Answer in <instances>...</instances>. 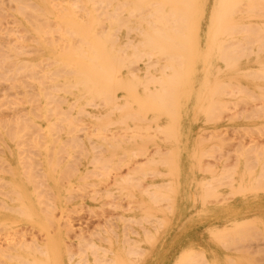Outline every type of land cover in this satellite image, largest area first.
<instances>
[{"label": "rangeland", "instance_id": "374dc122", "mask_svg": "<svg viewBox=\"0 0 264 264\" xmlns=\"http://www.w3.org/2000/svg\"><path fill=\"white\" fill-rule=\"evenodd\" d=\"M3 1H4V3H3ZM14 1V2H13ZM19 2H17V0H1L0 1V52H2L1 54H0V75H1V77H3V78H0V91H1V93H3V91H4V93L3 94H0V95H3V97L2 98H4V99H1L0 101H3L1 104H3L4 102V105H0V108L2 107V108H4V110L2 109V110H0V122L2 121V123H0V137H1V139H0V166L2 165L3 166V164L5 165L6 164V166L7 167H10V169L9 168H4L6 171L7 170H11V171H13V169H12V167H18L19 168V174H20V181L21 182H23V181H25L26 179H28V180H30L31 182H33V184L34 183H36V181L38 180V178L36 177V178H34L35 176H32L31 178L32 179H37L36 181L35 180H31V178H30V175L29 174H31L32 172H33V170L32 169H34V171H36V172H38V174L36 173V172H34V173H36L37 175H38V177H39V175H40V173H41V175H45V176H43V179H45V181H46V184L44 183V185H45V187L43 186L42 188H41V190L39 191V192H37L36 191V189L38 190V188L40 189V184H41V182H42V184H43V179L42 180H38V181H41L40 182V184L38 185V183H36L38 186H36L35 184V186H34V188L35 187H37L36 189H34L35 191H29V192H27V190H25L26 191V193H24L22 196H20V199H21V201L27 206V208L28 209H25V214H27V212L29 213L30 212V214H27V216L28 215H30V217H26V215L25 214H23V215H20L19 214V211H18V213H16V214H14V213H12V212H8V210H6V209H2L3 207H2V205H1V207H0V221H3V222H0L1 223V227H3L2 225L3 224H7L6 226L4 225V227H3V229L2 230H0V233H2V232H7L8 230H10V229H18L19 227H20V229H25V228H27V229H29L30 231L32 230V233L33 232H36V234H38L39 232H41V233H39V234H44V233H46V232H48L50 235H52V234H54V233H56V231H59V230H61V226L60 225H63L62 224V222H65V220H63V219H66L67 220V218L69 217V216H67V215H71L70 217L71 218H73V219H71V218H68V220H72V222H74V223H72L71 224V228H74L76 231L75 232H69L68 230V232L66 231V235H67V233H69L66 237L64 236V239H66L65 240V242L66 241H69V242H71V243H69V244H72V241L75 243L73 246L71 245V246H69L68 244V246H67V248H69L68 250H69V252L71 253V254H75V252L76 251H78L76 248H77V246L78 245H76L77 243H79V242H81V241H83L84 239H85V236H87L84 232L83 233H81L82 232V230L84 229L85 231H86V229L89 227V229L91 230V232H92V230L95 232V233H91V234H89V236L91 237V235L93 236V235H95L96 233H99V234H96L95 236H93V237H91L92 238V244L93 243H95V244H98V241H99V243H100V245H104V246H106V242H102V241H104V239L101 241V240H99L98 239V241L96 240L97 238H100V239H102V237H106V238H108V239H110V241H112V242H114V240H113V237L115 238L116 237V240L118 241H116V243H119V240H120V238H123L122 237V235H123V233H127V235L125 234V235H123V236H126L127 238V240H129V239H134V240H139L138 241V243L140 244V247L141 248H139V249H141V250H139L138 251V255H136V253H135V255H134V253L132 254V255H127V254H125L124 252H127L126 250L127 249H130V248H126V250L124 249L125 248V244H118L115 248H117L116 250H118V252H120V253H118L117 252V254H118V256L119 255H122L121 257L122 258H124L123 260L121 259V257H119L120 259H121V261L119 262L120 264H124L123 262H125L126 264L128 263V264H131L132 262V264H199V262H201L200 264H264V177H263V175H264V155H263V153H264V148H263V146H264V89H263V84H264V79H262L263 77H261L260 79H258L257 80V78L254 76V74L258 71H256V69H259L260 70V68H256L255 70H253L252 71V75H253V77L254 78H252V75H251V78H249L250 76V74L248 75V74H246L247 76H249V77H247V79H246V75L245 76H240L239 78H238V76H237V72H235L236 73V75H232V73H233V71H231V75H229L230 74V72L228 73V77H227V74H226V77H227V79H230V83H231V81L232 80H235L234 78H233V76H237V78H236V80L235 81H233V83H234V85H233V83H231V85L230 86H228L227 85V87H225V86H223V84H221L220 82H221V80H222V78H221V80L219 79V77L216 79V80H218V84L220 83L221 85V88H223L222 90H225V91H222L219 87H218V93H215L214 94V96H212V95H210V97H209V93L205 96V98L207 99V100H211V98H212V100L210 101H208L207 102V100H205L206 101V103H210L209 104V106L208 105H206V107H203V106H205V105H203V104H205V101L204 100H202V98H200V97H202L201 96V94L202 93H205L206 92V89H208V88H206V86H204V85H208L209 86V84H211L209 81H208V79H206L207 80V82L209 83H207V82H204V83H206V84H204L202 81H199V78L200 77H202V76H207L206 74H203V72H205V71H203V68H201L203 65H202V55H201V57H200V59H199V64L197 63V66H195L194 67V69H192V70H194V73H192L193 71L191 70V71H189V72H187V74L184 72V75H185V77H184V83L183 84H181L182 86H181V88L183 89V91H182V98H184V99H181V101H178L177 103L179 104H177L178 106H179V109H177L178 108V106L175 104L174 105V107L175 106H177V107H175L173 110V112H175L174 114H173V112H172V114H171V112L169 113L170 114V116L168 115V116H166V117H164L163 119L162 118H159V120L157 121H154L155 119V115L153 114V113H156L155 111H153V110H155V105L156 104H154L153 105V103H152V106H151V100H149V102H150V105L148 104V107L146 106V109L148 110V111H144V112H147L148 114H150V111H151V114H150V116H152V115H154L153 117H152V119H150L151 117L150 116H148V115H146V116H148V117H150L149 119H150V121H149V119L147 118V117H144L145 115L144 114H140V115H144V116H140L139 115V113L137 112V110L139 111V109H137V107L136 106H134V107H132V109L135 111L136 109V111L134 112V111H131V108H128V109H126V107L124 108V109H126L125 111H124V113L127 111V112H130V113H134V114H132L133 116H131L132 118H133V120L131 121V119L129 120V122L131 121V123L133 124H135L136 123V121L140 124H142V122L141 121H143V119L147 122V124L149 125L150 123V125L148 126V125H146L145 126V124H146V122H143V125L145 126V128H143L142 130H141V132H139V133H137V132H134V134H135V138L133 137V136H131V135H134V134H129V130L131 129V128H127V127H125L126 128V130L128 131V132H124L125 131V128H123L124 129V131H123V129L122 128H120V133H121V131L123 132V134L125 133V135H121V134H119V129L117 128V127H115L114 128V131H115V133L117 132V134L115 135V133H113V135L111 134L110 135V133H107L106 134V139H107V142H106V139H104L103 138V135H105V134H103V135H101V134H98V135H96L99 139H100V137L102 138V139H100V141H99V139L98 138H96L95 136H91L89 133H91L92 132V130H91V128L93 129L94 127L93 126H96L97 124H99L100 122H102L101 121V118H102V120L103 119H107V118H103V113L104 112H106V110H105V108H106V106H104L103 107V105H104V101L102 100L103 99V97H100L101 99H99V96H98V99L96 98H93V99H95L97 102L99 101L101 104H100V106L102 107L101 109H100V106L98 105L97 107H90V106H92V105H90V106H87V107H85L86 109H85V111H88V115H87V113H85V111L83 110V108L81 107V103L82 102H84L85 100H90V99H88V98H86L87 96L85 95L84 97L83 96H80L81 94L79 93V92H83L84 91V88L82 87V86H80V88H81V90L83 89V91H81L80 90V88H76V87H74L73 88V85H71V83H76V81H83V79L85 78H88L89 76V79H92L91 78V76L92 75H90V74H92V72H91V58L93 57V54L95 53H93L92 51L93 50H95V45H96V48H98V46H99V44H101L100 45V47L99 48H101V49H97V51H102V53L103 52H105V53H103V54H105L106 55V53H107V55H109V51H112V52H110V55H113L114 53H115V51H118L117 49H116V47H114L113 45H115V44H117L118 45V43L120 44L121 42H118V43H116L118 40H129V43H131L130 42V39H129V36H131V35H129L128 36V38L127 39H124V37L122 36V34H123V32L125 31L126 32V30H124V29H126V28H124V27H126L125 25H124V27H119L120 28V32H119V30H118V32L117 33H115L116 32V30L114 31V29H115V27L117 28V29H119L118 27H117V24H116V20L113 18V16H109V13H110V11H112L113 10V7L116 5V3H117V0H116V3H115V1H113L112 3H109V5H107L106 6V3L104 4V3H99L98 2V0L96 1V0H63V2H61L60 0H28V2H30L29 4H28V2H26V0H18ZM101 1H103V2H105V0H101ZM110 1V0H109ZM120 1H123V0H119V2ZM156 1V0H155ZM34 2V3H33ZM73 2V3H72ZM77 2V3H76ZM81 4H80V3ZM98 2V3H97ZM147 2V1H146ZM151 2V1H150ZM2 3V4H1ZM20 3H23V5L21 6V4ZM31 3H32V5H31ZM121 3V2H120ZM19 4H20V6H19ZM55 5V8H54V5ZM59 4H60V6H62V7H59ZM80 6H82L81 8L79 7V5ZM84 4V5H83ZM95 4H97L96 6H95ZM101 4V5H100ZM113 4V5H112ZM17 6V7H15V6ZM26 5H27V7H26ZM31 5V6H30ZM39 7H37V6ZM51 5H53V8H52V6ZM58 5V6H57ZM100 5V6H99ZM103 5V6H102ZM111 5V6H110ZM129 5H132V3L131 2H129ZM129 5H127V6H129ZM1 6H3V8L1 7ZM24 6V7H23ZM33 6V7H32ZM71 6V7H70ZM86 6V7H85ZM106 7L107 8V10H106V8L104 7V8H102L101 10H103L102 12H101V10H99L100 9V7ZM6 7V8H5ZM20 7V8H19ZM23 7V8H22ZM29 7V8H28ZM47 7V8H46ZM58 9H57V8ZM93 7H96V8H93ZM99 7V8H98ZM112 7V8H111ZM131 6H129L128 8H130ZM27 8V9H26ZM62 8V9H61ZM73 8H74V10H73ZM111 8V9H110ZM31 11V13H33V15L34 14H36V15H34V19L31 21V19H32V17H33V15L29 12V10ZM84 9V10H83ZM93 9H95L94 11H93ZM97 9V10H96ZM21 10H22V12L24 13H22L21 12ZM27 10H28V12H27ZM34 10H35V13H34ZM43 10V11H42ZM46 10V11H45ZM56 10V11H55ZM57 10H58V12H57ZM61 10H63V12L61 11ZM65 10V11H64ZM76 10H79V12L78 11H76ZM86 10H87V12H86ZM42 11V12H41ZM61 11V12H60ZM84 13H83V12ZM106 11H109L108 12V14H107V12ZM18 12V13H17ZM20 12V13H19ZM46 12V13H45ZM74 12H75V14H74ZM77 12V13H76ZM96 12H98V13H96ZM105 12V13H104ZM121 12V11H120ZM25 13H28V14H25ZM49 13V14H48ZM65 14V15H63V14ZM80 13V14H79ZM101 15H100V14ZM122 13V15L125 13V11L124 12H121ZM22 14V15H21ZM78 14V15H77ZM84 14V15H83ZM85 14H86V16H85ZM97 14H99V15H97ZM106 14L108 15V16H106ZM26 15V16H25ZM29 15V17H27ZM37 15H39V16H37ZM83 15V16H82ZM104 15V16H103ZM42 16V17H41ZM46 16H47V18H46ZM78 16V17H77ZM123 16H125V14L123 15ZM136 16V15H135ZM137 16H138V14H137ZM137 16H136V19H137ZM31 17V18H30ZM36 17V18H35ZM39 17H41L42 19H39ZM45 17V18H44ZM98 17V18H97ZM103 19H102V18ZM106 17V18H105ZM107 17L109 18V21H108V19H107ZM84 18H85V20H84ZM92 18H93V21H91L92 20ZM94 18H97V20L96 19H94ZM106 20H105V19ZM113 18V19H112ZM134 18V17H133ZM25 19H28V21L27 20H25ZM37 20V22L39 23V20H42V22L41 23H35V26L33 25V23ZM48 19V20H47ZM112 21H111V20ZM135 19V18H134ZM134 19H132V20H134ZM138 19H139V17H138ZM29 20H30V23H31V25H33V26H31L30 25V23H29ZM35 20V21H34ZM84 20V21H83ZM103 20V21H102ZM114 20V21H113ZM27 21V22H26ZM34 21V22H33ZM54 22H55V24H54ZM85 22V23H84ZM101 22V23H100ZM108 22H110L111 24L110 25H108ZM113 22V23H112ZM29 23V24H28ZM50 23V24H49ZM60 23V24H59ZM37 24V25H36ZM42 26H41V25ZM45 26H44V25ZM50 26H52V27H50ZM102 24H104V26L102 25ZM116 24V25H115ZM125 24H126V22H125ZM111 25H114L115 27L113 28V26L111 27ZM36 26H37V28H36ZM54 26V27H53ZM64 26V27H63ZM67 26H68V28H67ZM107 27V29H106V27ZM46 27V28H45ZM70 27H71V29H70ZM98 27V28H97ZM102 27H104L105 28V30L104 29H101ZM35 28V29H34ZM40 30H39V29ZM53 28H55V29H57V30H55L53 33L55 34H52L51 32H52V30H53ZM62 28V29H61ZM95 28V29H94ZM113 28V29H112ZM201 28V26L199 27V30H200V32H201V30H202V28ZM25 29V30H24ZM42 29H46V30H42ZM52 29V30H51ZM61 29V30H60ZM97 29H99V30H97ZM40 32H39V31ZM62 30H63V32H62ZM101 30H103L104 32H101ZM107 30H109V31H111V32H114V33H111V32H109V31H107ZM21 31H24L25 33H26V31H27V33H26V35H25V33L24 32H21ZM45 31V32H44ZM51 31V32H50ZM60 31V32H59ZM78 31V32H77ZM93 31H95V32H93ZM57 32V33H56ZM64 32L66 33V34H64ZM78 33V34H76V33ZM97 32V33H96ZM21 33H24V35L23 34H21ZM45 33V34H44ZM75 33V34H74ZM93 33V34H92ZM94 33H96V34H94ZM106 33H108V34H110L111 36H112V38H115L117 41H115L114 42V44H112V42L114 41V40H112V38L111 39H108L107 37H109L108 36V34L106 35ZM119 33L121 34V36H122V38L120 37L119 38ZM17 34V35H16ZM21 35V36H19L18 37V35ZM43 34V35H42ZM52 34V35H51ZM72 34V35H71ZM100 34H101V36H100ZM114 34V35H113ZM116 34H118V35H116ZM16 35V36H15ZM23 35V36H22ZM29 35V36H28ZM57 35H58V37L59 36H61V37H59V39H58V37H57ZM78 37H77V36ZM86 35V36H85ZM95 36V39L96 40H94V36ZM97 35H99L98 36V38H96L97 37ZM139 35V34H138ZM70 36V37H69ZM71 36H72V38L74 37V39L72 40V38H71ZM110 36V37H111ZM116 36H118V37H116ZM124 36H126L125 34H124ZM17 37V38H16ZM26 37V38H25ZM33 37V38H32ZM48 38L47 40H48V42H46L47 40H46V38ZM50 37V38H49ZM51 37H53L54 39H51ZM77 39H76V38ZM109 37V38H110ZM141 37H143L142 35H141ZM22 38V39H21ZM42 38V39H41ZM86 38V39H85ZM131 38V37H130ZM138 37H135V38H131V39H137ZM13 39L15 40V41H13ZM24 39H27V40H24ZM30 39H34V41H35V43H36V41H37V43L35 44L34 42H32L33 40H30ZM63 39H64V42H62L63 41ZM70 39H71V41L73 42V41H76V43L78 44L77 46H76V44H75V42H73V44L71 43V46H70ZM81 39V40H80ZM111 40L112 42L110 43L111 45L109 46V41L108 42H106V45L104 44V46H106V47H104V50H102L103 49V43H105V40ZM139 39H141V38H139ZM21 40V41H20ZM23 40V41H22ZM45 40V41H44ZM55 40V42H53ZM59 40H61V42L59 41ZM80 40V41H79ZM138 40V39H137ZM83 41V42H82ZM87 41V42H86ZM99 41V42H98ZM100 41H101V43H100ZM136 41V40H135ZM14 42V43H13ZM22 42L24 43V45H22ZM52 42V43H51ZM58 42V43H57ZM16 43V44H15ZM21 43V44H20ZM57 43V44H56ZM64 43V44H63ZM66 43V44H65ZM84 43V44H83ZM126 43H128V41L126 42ZM19 44V45H18ZM48 44H51V45H48ZM59 44V45H58ZM75 44V45H74ZM90 44H92V45H90ZM95 44V45H94ZM98 44V45H97ZM108 44V45H107ZM18 45V46H17ZM20 45H21V47H20ZM55 45V46H54ZM57 45H58V47H57ZM64 45H66V46H64ZM74 45V46H73ZM88 45H89V47H88ZM28 46H32V48H29ZM60 46V47H59ZM63 46L65 47V48H63ZM116 46V45H115ZM150 46H152V45H150ZM155 46H157V43H156V45ZM9 48V49H6V48ZM87 47V48H86ZM109 47H111V48H109ZM144 47V46H143ZM149 48V46H147L146 45V48ZM202 47V43H199V48H201ZM15 48V49H14ZM17 48H20V49H18L17 50ZM24 48H25V50H24ZM29 48V49H28ZM34 48H36L37 49V51L36 50H34ZM61 48V49H60ZM79 48V49H78ZM94 48V49H93ZM109 48V49H108ZM113 48V49H112ZM145 48V49H146ZM155 48H158V46L157 47H155ZM5 49V50H4ZM22 49V50H21ZM27 49L29 50V51H27ZM33 50L32 52H31V50ZM69 49H71V50H69ZM90 49V50H89ZM91 49H92V51H91ZM2 50V51H1ZM68 50V51H67ZM74 50V51H73ZM115 50V51H114ZM129 50H132V49H130V47L128 48H126L125 50H124V47H123V50H120V52H123V53H116L115 55H118V56H116V57H119L120 59L122 58V56H123V60H124V57L126 58V57H128V56H130L132 53L129 51ZM135 50V49H134ZM4 51V52H3ZM7 51V52H6ZM14 51V52H13ZM17 51V52H16ZM27 51V52H26ZM35 51V52H34ZM70 51V52H69ZM82 51V52H81ZM96 51V50H95ZM25 52H26V54H25ZM34 52V53H33ZM37 52V53H36ZM92 52V53H91ZM119 52V51H118ZM136 52V51H135ZM18 53H19V55H18ZM27 53H29V54H27ZM73 53V54H72ZM80 53V54H79ZM82 53H84V54H82ZM99 53V52H98ZM101 53V52H100ZM99 53V54H100ZM2 54H3V56H2ZM7 54H8V56H7ZM134 54V53H133ZM4 55H6V56H4ZM92 57H91V56ZM119 55H122V56H119ZM125 55V56H124ZM154 55H157L158 56V54H154ZM13 56V57H12ZM91 58H90V57ZM132 56V55H131ZM131 56L130 57H128V58H131ZM159 56H160V54H159ZM158 56V57H159ZM88 57V58H87ZM47 58H49L48 59V61L50 62V64L48 63V61L46 60ZM71 58V59H70ZM153 58H156V57H152V59ZM68 59V60H67ZM116 59V58H115ZM127 59V58H126ZM125 59V60H126ZM15 60V61H14ZM38 60V61H37ZM43 61V63H41L42 61ZM54 60V61H53ZM20 61H22V62H25V64H23L22 62H20ZM37 61V62H36ZM47 61V62H46ZM54 62V63H52L51 64V62ZM122 61V60H121ZM18 62H20V63H18ZM34 62L37 64V65H35L34 64ZM39 62V63H38ZM7 63V64H6ZM10 63H12V64H10ZM18 63V64H17ZM42 65H41V64ZM49 65H48V64ZM132 63V62H131ZM131 63H129V64H131ZM6 64V65H5ZM16 64H17V66L18 67H16ZM21 64V65H20ZM24 66H23V65ZM28 64H31V67H32V69H33V71L31 72V67H30V65H29V67L27 66ZM34 64V65H33ZM39 64V65H38ZM47 64V65H46ZM68 65V67H67V65ZM72 64V65H71ZM135 64V65H134ZM137 64V65H136ZM10 67H9V66ZM11 65H13L12 67H11ZM43 65H45L46 67H43ZM133 65H134V67L135 68H137L136 66H138L139 65V63H137V62H135V61H133V63L130 65L131 66V68H133V69H131L130 68V66H129V69H131V71L132 70H135V73H134V75H136V77H139L140 75H142V71L144 70V68L142 69V70H136V69H134V67H133ZM202 65V66H201ZM8 66V67H7ZM20 66H23V67H20ZM39 67V68H35V67ZM59 66V67H58ZM40 67H43L42 68V70L40 69ZM262 67H264V66H262ZM4 68V69H3ZM12 68V69H11ZM25 68L27 69V70H29V72L28 71H25ZM55 68H57V69H55ZM201 68V69H200ZM3 69V70H2ZM7 69V70H6ZM21 71L20 73L18 72V73H16V71ZM24 71H23V70ZM54 69V70H53ZM126 69H128V68H125L124 69V67L122 68V69H118L119 71H117L118 73H116V75H115V79L113 78L111 81H113V80H118L119 81V83L120 82H122V80L123 81H126L127 79L129 80V81H131V82H133V81H136L134 78H132V77H130V76H128V74L130 73H132L131 71L129 72V70H126ZM200 69V70H199ZM254 69V68H253ZM35 70H37V71H35ZM38 70H39V73H37L38 72ZM40 70H41V72H40ZM49 70L52 72V74H54V75H51L50 73L51 72H49ZM61 70V71H60ZM66 71V72H64V71ZM69 70V71H68ZM72 70V71H71ZM121 70V71H120ZM197 70V72H195ZM4 71V72H3ZM48 71V72H47ZM136 71H137V73H136ZM261 72H262V69L260 70ZM3 72V73H2ZM5 72H7V73H5ZM11 72H14V73H16V75L18 76V75H20V76H18L16 79H14V77H16V76H14L15 74H11ZM28 74L27 76L28 77H30L29 79L27 78V76L25 77V75H26V73ZM60 73V74H62L61 76L60 75H58V73ZM73 72V73H72ZM79 72V73H78ZM80 72H82V73H80ZM128 72V73H127ZM260 72V73H261ZM5 73V74H4ZM10 73V74H9ZM21 73H23V74H21ZM35 73H37L36 75H33V74H35ZM64 73H66V74H64ZM68 73V74H67ZM89 75H87V74ZM133 73H132V75H133ZM195 73H198L197 75H195ZM254 73V74H253ZM259 73V72H258ZM259 73V75L261 76V75H263L262 73L260 74ZM3 74V75H2ZM6 74H8V76L5 78V75ZM25 74V75H24ZM32 74V75H31ZM46 74V75H45ZM50 74V75H49ZM86 74V75H85ZM119 74V75H118ZM31 75V76H30ZM55 75H58V76H55ZM133 75V77H135ZM183 75V76H184ZM195 75V76H194ZM10 76V77H9ZM37 78H36V77ZM83 78H82V77ZM86 76V77H85ZM116 76H118V77H116ZM125 76V77H124ZM230 76L232 77V79L230 78ZM257 76H258V74H257ZM11 77H13V79L15 80L14 82H15V84H14V82H13V79H11ZM22 77H24L23 79H22ZM47 77H48V79H47ZM54 77V79L52 80V78ZM57 77V78H56ZM80 77V79H78ZM151 77V76H150ZM194 77V78H193ZM243 77H245V78H243ZM259 77V76H258ZM11 79L12 80V82L10 83V81L11 80H7L6 81V79ZM21 78V82H23V81H26L27 82V80L28 81H31L30 82V84H28V82L26 83V82H23V83H25V84H23V83H21L20 81H19V79ZM44 78V79H43ZM82 78V79H81ZM133 80H132V79ZM147 78V77H146ZM2 79V80H1ZM18 79V80H17ZM26 79V80H25ZM41 79V80H40ZM67 79V80H66ZM78 79V80H77ZM84 79V81H88V79H86L85 80ZM126 79V80H125ZM194 80L193 81V85L190 83V81L191 80ZM237 79H240V83L242 84H239V82H236V81H238ZM242 79V80H241ZM244 79H246V80H244ZM256 79V80H255ZM4 80V81H3ZM34 80H36V81H34ZM147 80V79H146ZM182 80V81H183ZM196 80V81H195ZM201 80V79H200ZM250 80V81H249ZM260 80H261V82L263 83H261L260 82ZM19 83H18V82ZM44 81V83L45 84H43L42 86H41V84H42V82ZM64 81H66V82H64ZM83 81V82H84ZM117 81V82H118ZM148 82L150 81L149 79L147 80ZM146 81V82H147ZM189 81V82H188ZM254 81H256V82H254ZM6 82V83H5ZM41 84H40V83ZM61 82V83H60ZM151 82V81H150ZM200 82V83H199ZM10 83V84H9ZM18 83V84H17ZM38 83V84H37ZM134 83V82H133ZM187 83H189L190 85H191V87H189V89H188V86H189V84H187ZM235 83H238V85L236 84L235 85ZM248 83V86L246 85ZM261 83V84H260ZM12 84H13V86L15 85L17 88H18V86L20 87V88H18V90H16L17 88H15V86L13 87L12 86ZM21 84H23L22 85V87H21ZM55 84V85H54ZM57 84V85H56ZM58 84H60L59 86H58ZM214 85H215V83H213ZM244 84H245V86H244ZM26 85H29V86H32L31 88H30V91H34V93H30L29 92V89L27 88V86ZM46 85H48V87L46 86ZM62 85H64V86H62ZM253 87H252V86ZM261 85V86H263V87H259V86ZM5 86H7V89H12V92L11 91H7L6 90V87ZM46 87V89H45V87ZM57 87L58 86V88H54V87ZM200 86H202V87H200ZM205 88H204V87ZM211 86V85H210ZM209 86V88H212V87H210ZM223 86V87H222ZM238 86H241V87H238ZM242 86H243V88H242ZM247 86V87H246ZM9 87H11V88H9ZM62 87H64V88H62ZM194 87V88H193ZM235 88V90H234V88ZM237 87H238V89H237ZM252 87V88H251ZM255 87H257V88H255ZM259 87V88H258ZM27 88V89H26ZM49 88H51V89H49ZM54 88V89H53ZM239 88H240V92H238L237 90H239ZM242 88V89H241ZM254 88V89H253ZM24 89L26 90V91H24ZM34 89V90H33ZM41 89V90H40ZM42 89L44 90V91H46L47 93L45 94V92L43 93L42 92ZM48 89H49V91H48ZM62 89V90H61ZM65 89V90H64ZM143 89V88H142ZM202 89H203V91H202ZM229 90V92H228V90ZM14 90H15V92H14ZM54 90H56V91H54ZM61 90V91H60ZM127 90V89H126ZM131 90V89H130ZM187 90H188V92H187ZM199 90H201V92L199 91ZM221 90V91H220ZM227 90V91H226ZM231 90V91H230ZM242 90V91H241ZM245 92H244V91ZM249 90V91H248ZM259 90V91H258ZM5 91H7V95H6V93H5ZM132 91H134V90H131V91H126L129 95V98H127L126 99V101H128L129 103L131 102V100H133V102L135 101V100H138L136 103H141V106H142V104H143V106H142V108L144 107V104H145V100H146V102L148 101V99H145V100H140L141 98H134V97H136L135 95H137L135 92L136 91H134V93L132 92ZM139 91H141V92H139ZM138 92H139V94H141V97L143 96L142 95V90H139ZM209 91V90H208ZM234 91V92H233ZM237 92V94H235L236 92ZM260 91H262V92H260ZM9 92H10V94H9ZM25 92L27 93V95L28 96H26L25 97ZM49 92V93H48ZM85 92V91H84ZM83 92V93H84ZM125 91L124 92H122V93H120V94H125L126 93ZM223 92H224V94H223ZM231 92V95H229V93ZM244 92V93H243ZM250 92V93H249ZM261 93L260 95H262L261 97L263 98V100H261L260 99V95L258 94V96L257 95H255L256 93ZM13 93V94H12ZM21 93V94H20ZM30 93V94H29ZM42 93H43V95L45 94V96H43L42 95ZM72 93V94H71ZM79 93V94H78ZM131 93L133 94V96L131 95ZM221 93V94H220ZM228 93V95H225V94H227ZM243 93V94H242ZM246 93V94H245ZM9 94V95H8ZM18 94V95H17ZM199 95L200 97H198L197 95ZM217 94H219V96L217 95ZM235 94V95H234ZM246 95V97H245V95ZM255 95V96H251V95ZM23 95V96H22ZM31 95V96H30ZM56 95H57V97H56ZM76 95V96H75ZM126 95V94H125ZM216 95V96H215ZM249 95V96H248ZM6 96H8V97H6ZM9 96H11V98H14L13 100H15L14 101V104H13V102H12V100H11V98L9 97ZM14 96V97H13ZM17 96V97H16ZM30 96V97H29ZM35 96V97H34ZM37 96V97H36ZM39 96V97H38ZM132 96V97H131ZM189 96V97H188ZM208 96V97H207ZM241 98H240V97ZM256 96L259 98V100H258V98H256ZM22 98V100H21V98ZM32 97H34V98H32ZM44 97V98H43ZM55 97V98H54ZM62 97V98H61ZM78 97V98H77ZM83 97V100L81 99ZM126 97V96H125ZM124 97V98H125ZM196 97H198V98H200L201 99V101L202 102H204L203 104H202V106H200L199 107V104H200V102L201 101H199L198 99H196ZM216 97V98H215ZM237 97H238V100H236L237 99ZM250 97H254V99L253 98H250ZM0 98H1V96H0ZM7 98H8V100L10 99V101L8 102L7 101ZM27 98H29L28 99V101L26 100ZM33 99V102H39V103H32V99ZM38 99V101H36L37 99ZM50 98V99H49ZM52 98H54V99H52ZM56 98H58V99H56ZM64 98V99H63ZM78 100H77V99ZM144 98H146L145 96L144 97H142V99H144ZM204 98V94H203V99H205ZM241 100H240V99ZM244 98H246V100L244 99ZM249 98H250V100H249ZM17 99V100H16ZM105 99V98H104ZM114 99V98H113ZM116 99V98H115ZM120 99H122V98H120ZM120 99H117L116 101L118 102V100H119V102H124L125 100L124 99H122L121 101H120ZM151 99H152V97H151ZM186 99H187V101H186ZM197 100V102H196V100ZM215 99V100H214ZM255 99H257V100H255ZM5 100V101H4ZM19 100V101H18ZM56 100V101H55ZM182 100H184V101H182ZM216 100H217V102L219 103V101H221V103H222V106H220L219 107V105H221V103L220 104H217V102H216ZM219 100V101H218ZM233 100V101H232ZM236 100V101H235ZM255 100V101H254ZM17 101V102H16ZM29 101H31V102H29ZM45 101V102H44ZM48 101V102H47ZM50 101V102H49ZM60 103H59V102ZM61 101H62V103H61ZM103 101V102H102ZM125 101V102H126ZM187 103H186V102ZM223 101H224V103H223ZM225 101H226V103H225ZM227 101H230V102H227ZM231 101H232V103H231ZM238 101L240 102V103H238ZM241 101L243 102L242 104H241ZM249 101V102H248ZM8 102V103H7ZM20 103L19 104V106H18V104H17V106H16V103ZM53 102V103H52ZM55 102H57V103H55ZM71 102V103H70ZM80 104H79V103ZM118 102V103H119ZM217 104V105H215V103ZM244 102L246 103L245 105H244ZM261 102H263V103H261ZM77 103V104H76ZM127 103V102H126ZM213 103V104H212ZM254 104V105H252V104ZM6 104V105H5ZM7 104L9 105V107H7ZM30 104L32 105V106H30ZM71 104V105H70ZM146 104V105H147ZM223 104H224V106H223ZM229 105L228 107L226 106V105ZM236 104H241V105H236ZM250 104H251V106H250ZM34 105H36V106H34ZM40 107H39V106ZM50 105V106H49ZM69 105V106H68ZM211 105V106H210ZM258 105V107H256ZM263 105V106H262ZM6 106V107H5ZM30 106V107H29ZM33 106H34V109H33ZM37 106L39 107V108H37ZM51 106H53V108H51ZM79 106H80V108H79ZM214 106L216 107V108H214ZM226 106V107H225ZM231 106V107H230ZM240 106V107H239ZM242 106V107H241ZM244 106H246V107H244ZM250 106V107H249ZM252 106H253V108H252ZM11 107H13V109H12V111H11ZM17 109H15V108ZM23 109H22V108ZM29 107V108H28ZM48 107H49V109H48ZM220 109V111L218 110V108ZM6 108H8V110L6 109ZM37 108V109H36ZM59 109V112H56V109ZM136 108V109H135ZM150 108H154V109H150V111H149V109ZM204 109V111H202L203 109ZM223 108V109H222ZM227 108V109H226ZM240 108H242V109H240ZM5 109L7 110V111H5ZM38 109H40L39 111H38ZM50 109H52V111L50 110ZM54 109V110H53ZM58 109H57V111H58ZM64 111H63V110ZM65 109H67V111H65ZM100 109V110H99ZM143 109H145V107L143 108ZM206 109H208V110H206ZM211 109H212V111H211ZM217 109V110H216ZM229 109H230V112H229ZM232 109V110H231ZM236 109H238L237 111L239 112H237L236 111ZM251 109V110H250ZM258 110V111H255V110ZM261 109V110H260ZM19 110V111H18ZM21 110H24V113H21L20 111ZM30 110H31V112H32V114H31V112H30ZM35 110H37V111H35ZM47 110V111H46ZM48 110H50V111H48ZM72 110V111H71ZM79 110H81V111H79ZM104 110V111H103ZM142 110V109H141ZM202 112H201V111ZM224 110H227L226 112H227V115L225 114L226 112H223ZM240 110H242V111H240ZM253 110V111H252ZM3 111H4V113H3ZM97 111H99V112H97ZM102 111H103V113H102ZM206 111V112H205ZM212 113H211V112ZM222 111V112H221ZM233 111V112H232ZM249 111L251 112V113H249ZM34 112L36 113V114H34ZM48 113L47 115H45V113ZM92 112V113H91ZM95 112H97L98 114L101 112L102 114H99V115H101V116H97L96 115V113ZM137 112V113H136ZM140 112V111H139ZM153 112V113H152ZM178 112V113H177ZM205 114H204V113ZM209 112V113H208ZM221 112V113H220ZM231 112L233 113V114H235V112H236V114H235V116L233 115V114H231ZM242 112H243V114H242ZM245 112V113H244ZM247 112H248V116H247ZM254 112V113H253ZM257 112V113H256ZM7 113V114H6ZM49 113H50V116H49ZM55 113H57V115H55ZM60 115H59V114ZM84 113V114H83ZM93 113L95 114V119H94V117H92L93 116ZM107 113V112H106ZM194 113V114H193ZM216 113H217V116H216ZM219 113V114H218ZM225 114V115H223V114ZM15 114V115H14ZM16 114H18V115H16ZM34 114V115H33ZM62 114V115H61ZM66 114H68V115H66ZM77 114V115H76ZM110 114V113H109ZM212 114H214L215 115V118H214V116L212 115ZM238 114V115H237ZM240 114V115H239ZM242 114V115H241ZM6 115H9L8 117L6 116ZM14 115V116H13ZM40 117H39V116ZM80 115V116H79ZM177 115V117H175ZM207 115V116H206ZM229 115V116H228ZM230 115H231V117H230ZM245 115L248 117H246L245 118ZM2 116V117H1ZM5 116V117H4ZM22 116V117H21ZM38 116V117H37ZM48 116V117H47ZM65 116V117H64ZM67 116V117H66ZM72 117L71 119H68L69 117ZM141 118H143V119H141ZM220 116V117H219ZM223 116V117H222ZM228 118H227V117ZM237 116V117H236ZM244 116V117H243ZM17 117H19L18 119H17ZM48 119H47V118ZM240 117V118H239ZM242 117H243V119H242ZM7 118H8V120H7ZM11 118V119H10ZM16 120H15V119ZM23 118H24V120H23ZM67 118V119H66ZM75 118H77V120H76V122L75 123H77L78 124V126H75V125H77V124H74V121L73 120H75ZM135 118H138V119H136V121H134V119ZM147 118V119H146ZM205 118V119H204ZM208 118V119H207ZM214 118V119H213ZM220 120H219V119ZM236 118V119H235ZM4 119V120H3ZM6 119V120H5ZM27 121H26V120ZM29 119V120H28ZM58 119H60V120H58ZM79 119V120H78ZM140 119V120H139ZM168 119V120H167ZM199 119V120H198ZM218 119V120H217ZM11 120V121H10ZM21 120V121H20ZM99 120H100V122H99ZM205 120V121H204ZM206 120H207V122H206ZM210 120V121H209ZM213 120V121H212ZM4 121V122H3ZM15 121V122H14ZM17 121V122H16ZM26 121V122H25ZM31 121V122H30ZM53 121H55L54 123H53ZM69 121V122H68ZM78 121V122H77ZM96 121H98V122H96ZM104 121V120H103ZM106 121V120H105ZM167 121V122H166ZM170 121V122H169ZM172 121V122H171ZM212 121V122H211ZM218 121V122H217ZM6 122V123H5ZM11 122V125L9 124ZM24 122V123H23ZM95 122V123H94ZM154 122H156V123H158V124H155ZM206 122V123H205ZM262 122V123H261ZM19 123H23L25 126H22L23 124H20V126H18V124ZM27 123V124H26ZM33 123V124H32ZM34 123H36V124H38L37 126L34 124ZM40 123V124H39ZM46 123V124H45ZM50 123H53L52 125H56L55 126V128H60V129H62V132H60L59 133V130H57V129H55V130H57L56 132H54V133H56L55 134V136H57V137H54L53 135H54V133L51 131V129L52 128H50ZM67 123V124H66ZM90 123V124H89ZM145 123V124H144ZM166 125H165V124ZM167 123H168V125H167ZM173 123H174V125H173ZM259 123H261V125L259 124ZM15 125V126H13V125ZM17 124V125H16ZM29 124H32L31 126L32 127H30V125ZM60 124H61V126H60ZM66 124V125H65ZM74 124V125H73ZM161 125V127H160V125ZM172 124V125H171ZM2 125H4V126H2ZM26 125H28V126H26ZM35 125V126H34ZM91 125V126H90ZM159 125V126H158ZM170 125V126H169ZM7 126V127H6ZM10 126V127H9ZM13 126V128H11ZM20 127V128H18V127ZM22 126V127H21ZM42 126V127H41ZM48 126H49V129H48ZM58 126V127H57ZM70 126H72V128L70 127ZM75 126V127H74ZM98 126V125H97ZM151 126V127H150ZM157 126H158V128H157ZM178 126V127H177ZM9 127V128H8ZM25 127H26V129H25ZM30 127V128H29ZM40 128L41 129V131L40 130H38V129H36V128ZM51 127H53V126H51ZM66 127H68V128H66ZM73 127L75 128L74 130H73ZM83 127V128H82ZM86 127V128H85ZM87 127H88V130H89V133H88V130H87ZM148 127H149V131H146V130H148ZM153 127V128H152ZM171 127V128H170ZM172 127H175L174 129L172 128ZM199 127V128H198ZM19 130H21V131H19ZM28 128V129H27ZM31 128H34V129H31ZM78 128H82L81 130L80 129H78ZM85 128V129H84ZM97 128V127H96ZM165 128V129H164ZM211 128V129H210ZM218 128H219V130H218ZM10 129H13L12 131H10ZM29 129H30V131H29ZM54 129H52V130H54ZM67 129L68 130H70V131H68V133L66 132L67 131ZM118 129V130H117ZM122 129V130H121ZM129 129V130H128ZM145 129V130H144ZM206 129V130H205ZM6 130V131H5ZM24 130V131H23ZM50 130V131H49ZM79 130V131H78ZM157 130V131H156ZM171 130H173V131H171ZM205 130V131H204ZM210 130H212V131H210ZM215 132H214V131ZM217 130H218V132H217ZM5 131V132H4ZM9 131V132H8ZM18 131V132H17ZM32 131L34 132V133H32ZM76 131V132H75ZM77 131H78V133H77ZM81 131V132H80ZM153 131V134L151 133ZM156 131V132H155ZM201 131H204V132H206V133H204V132H201ZM9 134H8V133ZM31 132V133H30ZM35 132H36V134H38V135H36L35 134ZM42 134V135H44V137L42 136V135H40V133ZM49 132H51V134H49ZM71 132V133H70ZM77 133V134H73V133ZM79 132H80V134H79ZM87 133V135H85L86 133ZM172 133V135L170 134V133ZM175 132H177V133H175ZM201 132V133H200ZM210 132H211V134H210ZM7 133V135L8 136H6L5 134ZM10 133L12 134H14V136H11V138H10ZM53 133V134H52ZM58 133H59V135H58ZM67 133V134H66ZM85 133V134H84ZM131 133V132H130ZM145 134L146 135V137H145V135H144V137L143 136H141L142 134ZM174 133H175V135H174ZM200 133V134H199ZM209 133V135H207ZM213 133V134H212ZM214 133L216 134V135H214ZM219 134V137H218V134ZM12 134V135H13ZM32 134H35L34 136H30V135H32ZM96 134V133H95ZM152 134V135H151ZM170 134V135H169ZM177 134V135H176ZM196 134H197V136H196ZM204 134V135H203ZM20 135V136H19ZM25 135V136H24ZM28 135V136H27ZM52 135V136H51ZM75 137H74V136ZM79 136V135H81V136H79L80 137V139L78 140L77 138V136ZM90 135V136H89ZM92 135H93V132H92ZM130 135V137H133V138H130V139H128V137L127 136H129ZM154 135H156V136H154ZM166 135V136H165ZM200 135V136H199ZM261 135V136H260ZM263 135V136H262ZM18 136H19V138H18ZM84 136H85V138H84ZM108 136H110V138L108 137ZM113 136H114V138H113ZM116 136V137H115ZM120 136V137H119ZM121 136H126L127 138H121ZM162 136H163V139H162ZM204 136V137H203ZM208 136V137H207ZM212 136L213 137H218V138H222V140H224L223 142H222V140H220V139H212ZM222 136V137H221ZM239 136V137H238ZM9 137V138H8ZM26 137V138H25ZM27 137H29L30 138V140H29V138H27ZM35 137V138H34ZM38 137V138H37ZM55 138V142H54V140H52V139H54ZM87 137V138H86ZM120 139H119V138ZM159 137V138H158ZM171 137V138H170ZM175 137H177V138H175ZM195 137V138H194ZM199 139H198V138ZM207 138V139H209V140H206V138L205 139H203V138ZM210 137V138H209ZM238 137V139H236ZM18 138V139H17ZM23 138V139H22ZM32 138H34V140L32 139ZM52 138V139H51ZM71 139V140H73L72 141V143L74 142V144L76 145L77 144V142L78 143H80L79 144V147H78V145H76V147H75V145L74 144H72V143H70V141H69V139ZM75 138H76V140H75ZM96 138V139H95ZM109 138V139H108ZM114 140H113V139ZM119 140H117V139ZM141 138H142V140H141ZM151 138V139H150ZM161 138V140L162 141H160L159 139ZM166 138V139H165ZM173 138H174V140H173ZM243 138V139H242ZM247 138H250V139H247ZM21 139V140H20ZM37 139V140H36ZM42 140V142L40 141V140ZM64 139H66L65 141L66 142H64ZM68 139V140H67ZM87 139H89V140H87ZM104 139V140H103ZM116 139V140H115ZM127 139L128 140H130V141H127ZM170 139L172 140V141H170ZM195 139V140H194ZM197 139H198V141H197ZM201 139V140H200ZM234 139V140H233ZM263 139V140H262ZM24 140V141H23ZM28 142H27V141ZM89 142V144L91 145H89L88 144V142ZM98 140V141H97ZM120 140H122L123 142H121ZM154 140V141H153ZM163 140H165V141H163ZM166 140H168L169 142H167ZM199 140H200V142H199ZM220 140V141H219ZM236 140L237 141H239V143L238 142H236ZM242 140H243V144H245V145H243L242 144ZM30 141V142H29ZM39 141V142H38ZM53 141V142H52ZM94 141V142H93ZM115 141V142H114ZM148 141V142H147ZM177 141V142H176ZM256 141H258V142H256ZM27 142V143H26ZM63 142V143H62ZM70 144H69V143ZM84 142V143H83ZM96 142V143H95ZM98 142V143H97ZM116 142H119L120 144V146L119 147H124V146H126V148H134V147H137V144H141V143H143V145H144V143L146 144V146L145 147H147L150 151H151V154L153 155H151V156H149V157H152V158H149L147 161H143V163H142V165H140L139 167L140 168H138V170L139 169H141V171H142V173L144 174V172L146 173V174H148V175H146V177L145 176H143L142 174H140V172L141 171H136V169H134L135 171L133 172L132 170V172L130 173V171L128 172L127 171V169L126 168H124V170H122V174L123 175H120V174H118L119 176H120V178L122 179V180H124V178H125V180H124V182H122L121 183V179H119V178H117L118 180H119V183H118V181L114 184V181L113 180H111L110 181V179H106L105 180V178L106 177H104V173L103 172H106V170L104 171V169H102V170H100V169H98V168H100V167H95V161L93 160L94 158L92 157V155H93V152H95L94 153V155L96 154V151H91L90 150V148H94V146L93 145H95V147L97 146L98 148L97 149H99V148H101V147H99L98 146V144L99 145H101V146H103L102 148H104L105 150L107 149L108 150V148L109 149H111V151L113 150V148L112 147H110L111 146V144H113V145H115V143ZM171 142V143H170ZM197 142H199V143H197ZM262 142V143H261ZM26 144V145H22V144ZM30 143V144H29ZM38 143V144H37ZM41 143V144H40ZM51 143H52V146H51ZM66 143H67V146H63V144H65L66 145ZM220 144V146L222 147H220L219 146V144ZM241 143V145H238V144H240ZM248 143H249V146H247L248 145ZM252 143V144H251ZM27 144H29V145H27ZM33 144V145H32ZM43 144V145H42ZM69 144V145H68ZM72 144V145H71ZM82 144V147L80 146ZM206 144V145H205ZM255 144H261V148L259 149L258 147H259V145H258V147H256L255 146ZM262 144H263V146H262ZM21 145V146H20ZM59 145H61V146H63L62 148L64 149L63 151L61 150L62 148H61V146H59ZM90 147H89V146ZM108 145H110V146H108ZM142 145V146H143ZM154 145H156L157 147H155ZM212 145V146H211ZM252 145V146H251ZM27 146V147H26ZM41 146V147H40ZM73 146V147H72ZM152 146H154L155 148H153ZM199 146V147H198ZM204 146V147H203ZM206 146H208V147H206ZM242 146V147H241ZM245 146V147H244ZM247 146V147H246ZM250 146L252 147V148H254L255 149V152H254V149L251 151V149H250ZM254 146V147H253ZM7 147V148H6ZM19 147H21V148H19ZM51 149H50V148ZM65 147V148H64ZM144 147V148H145ZM175 147H177V148H175ZM194 147H196V149L194 148ZM200 149V151H198L199 149ZM237 147H239V149L237 148ZM256 147V148H255ZM27 148H29L30 150H33L32 152H33V154H31L32 152L30 151L29 152V149H27ZM59 148V149H58ZM61 148V149H60ZM78 148H80L81 149V153L79 152V150L80 149H78ZM101 148V149H102ZM156 148H160V150H157ZM164 148H167V149H169L168 151H169V153H166V152H168L167 151V149H164ZM192 148H193V150L194 151H192ZM206 148V149H205ZM247 148V149H246ZM258 148V150H257V152H256V149ZM17 149H20L19 150V155H18V153H17ZM24 149H26V152H25V150ZM51 150V151H48V150ZM56 149H57V151H56ZM84 149V150H83ZM86 149V150H85ZM97 149H95V150H97ZM103 149V150H104ZM117 149V148H116ZM176 149H177V152H176ZM198 149V150H197ZM208 149V150H207ZM210 149H212V151H210ZM217 149V150H216ZM235 149H237V150H235ZM246 149V150H245ZM8 150V151H7ZM17 150V151H16ZM61 150V151H60ZM94 150V149H93ZM156 150V151H155ZM163 150L165 151V152H163ZM195 150H196V152H195ZM205 150V151H204ZM214 150V151H213ZM263 150V153L261 152ZM2 151V152H1ZM25 153H24V152ZM83 151V152H82ZM85 151H87V152H85ZM110 151V152H111ZM153 151V152H152ZM154 151H155V153H154ZM174 151V152H173ZM207 151L209 152V153H207ZM247 151V152H246ZM27 152H29V153H27ZM47 152H49L50 154V156L49 155H47L48 153ZM56 152V153H55ZM60 152H62L61 153V156H60ZM110 152H106V153H103L102 154V152H101V154H102V156H103V158H105V156L107 157V155L110 157ZM119 152H122V151H119ZM157 152V153H156ZM161 152V153H160ZM193 152H195V154L197 155H195V154H193ZM204 152V153H203ZM259 152H260V154H259ZM17 153V154H16ZM27 153V154H26ZM65 153V154H64ZM72 153H75V154H72ZM78 154V156L80 157V159L78 160V156H77V154ZM80 153V154H79ZM87 155H86V154ZM98 153V152H97ZM100 153V152H99ZM206 153V154H205ZM262 153V154H261ZM27 155L26 157H22L21 155ZM62 154H64V155H62ZM121 154V155H120ZM123 153H118L117 155H112V157H119V155L121 156L120 157V159L122 158V155ZM158 155V157H157V155ZM160 154L162 155V156H160ZM169 154V155H168ZM211 154V155H210ZM254 154H256V156L254 155ZM17 155H18V157H17ZM29 155V156H28ZM81 155V156H80ZM93 155V156H94ZM96 155H98V154H96ZM100 155V154H99ZM155 155V156H154ZM191 155H195L194 157L193 156H191ZM210 155V156H209ZM257 155H259V156H257ZM20 156V157H19ZM48 156H49V158H48ZM58 156H60L61 158H63V159H61L60 158V160H59V158H58V160H57V158L56 157H58ZM74 156H75V158H74ZM85 156V157H84ZM101 156V157H102ZM124 156H125V153H124ZM175 156H177V158L175 157ZM214 156L216 157V158H214ZM31 157H33V158H35V159H33V158H31ZM95 157V156H94ZM96 157H98V156H96ZM100 157V156H99ZM100 157V158H101ZM111 157V158H112ZM161 157H164V158H162L161 160H159V158H161ZM218 157V158H217ZM19 158H21V159H19ZM25 158V160H23ZM47 158L50 160V161H46L47 160ZM51 158V159H50ZM69 158L71 159V160H69ZM90 158H93L92 160H90ZM173 158H174V160H173ZM193 158V159H192ZM194 158H196V159H194ZM29 159V163H31L32 164V159H33V161L34 160H36L37 162H39L40 163V165H37V162L36 163H33V164H35V166H38L39 167V169L41 168V170H39V171H37V170H35V168H37L38 169V167H34V168H32L33 167V165H31V167H30V171H32L31 173H29L30 171H29V168H26L27 166H25V164H29V163H26V161ZM31 159V160H30ZM72 159H73V161H72ZM106 159V158H105ZM105 159H101V161L103 160V162H105ZM110 160V158H107L106 159V163H107V160ZM150 159H152V161H150ZM158 159V160H157ZM220 159V160H219ZM22 161V162H24V163H22V162H19V161ZM55 160H57V161H55ZM88 160H89V162H88ZM108 160V161H109ZM156 160V161H155ZM167 160V161H166ZM172 162H171V161ZM214 160H216L215 161V163H213V161ZM4 161H6L5 163H4ZM59 161H61V162H59ZM71 161L73 162V163H71ZM74 161H78L77 163L75 162V164H74ZM149 161H150V164H149ZM153 161H155V162H153ZM191 161H192V163H191ZM211 161V162H210ZM28 162V161H27ZM49 162V163H48ZM91 162V163H90ZM103 162H102V164H103ZM145 162V163H144ZM146 162H148V163H146ZM151 162H153V163H151ZM159 162V163H158ZM161 162V163H160ZM55 163H56V165H55ZM72 164V166H70V164ZM78 163H80V164H78ZM88 163V164H87ZM90 163V164H89ZM109 163V162H108ZM156 163V164H155ZM207 163V164H206ZM209 163H212V165H210ZM10 165V166H8V165ZM20 164H22L23 166H21ZM47 164H49L48 166H47ZM54 164V165H53ZM69 164V165H68ZM92 164V165H91ZM94 164V165H93ZM100 164V163H99ZM98 164V166H100ZM147 164V165H146ZM163 164V165H162ZM166 164H170V166L169 165H166ZM29 165V166H30ZM66 165V166H65ZM104 165V164H103ZM103 165L101 166V168L103 167ZM107 165V164H106ZM105 165V166H106ZM145 165V166H144ZM149 165V166H148ZM153 165H155V166H157L156 168H155V166H153ZM175 165V166H174ZM208 165V166H207ZM214 165V166H213ZM24 166H25V168L26 169H28V171L27 170H25V172H27V173H24L23 172V170H24ZM55 168H54V167ZM66 168V170H64L63 168L64 167ZM69 166V170H68V167ZM77 166V167H76ZM92 166H94V167H92ZM104 166V167H105ZM145 168H144V167ZM174 166V167H173ZM261 166V167H260ZM63 167V168H62ZM71 167V168H70ZM72 167L74 168V169H72ZM208 167V168H207ZM222 167V168H221ZM21 168H23V170H22V172H21ZM176 168V169H175ZM192 168V169H191ZM211 168H212V170H211ZM213 168H214V170H213ZM227 168V169H226ZM234 168V169H233ZM1 169V168H0ZM77 171H76V170ZM87 169H88V171H87ZM126 169V170H125ZM169 169V170H168ZM197 169V170H196ZM209 169V170H208ZM216 169V170H215ZM228 169H229V171H228ZM259 169V170H258ZM53 170H54V172H53ZM61 170L63 171H65V172H67L66 173V176H67V174H68V171H69V175H70V178H69V176H67V178H66V176L64 175V173L62 172L61 173ZM71 170V171H70ZM73 170H74V172H73ZM87 171L86 173H89V175H91L92 176V174H93V177H89V175L88 174H86V173H84L83 174V172L84 171ZM89 170H91L90 172L92 173H90L89 172ZM93 170H95V171H93ZM97 170H100V171H97ZM151 172H150V171ZM155 170H157L156 172H155ZM168 170V171H167ZM175 170H176V173H175ZM224 170V171H223ZM231 170V171H230ZM4 171V170H3ZM3 171H1L0 170V178H2V177H5V179L6 180H8V181H10V180H13V179H15L14 178V176L13 175H10L12 172H10V174L7 172L6 173V171L5 172H3ZM76 171V172H75ZM93 171V172H92ZM125 171V173H127V174H125V173H123ZM153 171V172H152ZM226 171V172H225ZM263 171V173H261V172ZM40 172V173H39ZM102 172V173H101ZM152 173V175H153V177H152V175H150V173ZM159 172H161V173H159ZM168 172V173H167ZM225 172V173H224ZM247 172V173H246ZM21 173H22V175H21ZM23 173L24 174H26L25 176H23ZM34 173H33V175H34ZM71 173V174H70ZM99 175H98V174ZM101 173V174H100ZM128 173H130V175H128ZM140 175H142L143 177H145L144 179H143V177L142 176H140ZM154 173H155V175H154ZM163 173H164V175H163ZM222 173V174H221ZM233 173V174H232ZM258 173L259 174H262V175H258ZM59 174V175H58ZM86 174V175H85ZM132 174V175H131ZM135 174V175H134ZM136 174H137V176L139 177V178H142L141 180H138V177L136 176ZM167 174H168V176H167ZM177 174V175H176ZM235 174V175H234ZM57 175H58V177H57ZM61 175H63L62 177L64 178V180H67L66 182L64 181V180H62L63 178L61 177ZM84 175V176H83ZM96 175V176H95ZM101 175V176H100ZM103 175V176H102ZM128 175V176H127ZM160 175V177H158V176ZM218 175H220V176H218ZM224 175V176H223ZM230 175V176H229ZM248 175H249V177H248ZM65 176V177H64ZM81 176H83V177H81ZM148 176V177H147ZM150 176H151V178H150ZM165 176V177H164ZM226 176V177H225ZM256 176V177H255ZM261 176V177H260ZM26 179H25V178ZM45 177V178H44ZM62 179H61V178ZM89 177V178H88ZM218 177H220V178H218ZM231 177V178H230ZM253 177H255V179L253 178ZM39 178H42L41 176L39 177ZM59 178V179H58ZM78 178H80V179H78ZM127 178V179H126ZM130 178V179H129ZM131 178H137V180L135 181L134 179L132 180ZM201 178V179H200ZM206 178V179H205ZM218 178V179H217ZM251 178V179H250ZM253 178V179H252ZM230 179V180H229ZM232 179V180H231ZM58 180H60V181H58ZM102 181V183H103V185H104V182L103 181H108V188H106V186L104 187V186H102L101 185V181ZM165 180H167V181H165ZM203 180V181H202ZM204 180H206V181H204ZM252 180V181H251ZM37 181V182H38ZM44 181V182H45ZM64 181V182H63ZM99 181V182H98ZM141 181V182H140ZM144 182V184H143V182ZM196 181V182H195ZM199 181H201V182H199ZM60 182H62V183H60ZM94 182V183H93ZM129 182V183H128ZM137 182V183H136ZM159 182H161V183H159ZM164 182H166L165 184V186L163 185V183ZM206 182V183H205ZM87 184L88 185V183L90 184V186H93V185H95V187H93V188H96L97 190H95V191H98L97 193H94L93 192V189L89 186H87V185H84V184ZM117 183L121 186V188H120V186H117ZM141 183H142V188H140L141 187ZM169 183H171V184H169ZM176 183V184H175ZM205 183V184H204ZM63 185V187L61 186V185ZM83 186H82V185ZM93 184V185H92ZM111 184V185H110ZM127 184H130V186L129 185H127ZM136 184V185H135ZM148 184V185H147ZM151 184V185H150ZM47 185H48V187H47ZM80 185V186H79ZM96 185H98L99 187L97 188V186ZM101 185V186H100ZM122 185H124V186H122ZM127 185V186H126ZM144 185H146L147 187L150 185V187H146V186H144ZM152 185H154L153 187H152ZM156 185V186H155ZM160 185V186H159ZM40 186V187H39ZM74 186V187H73ZM75 186H77V187H75ZM82 186V187H81ZM110 186V187H109ZM114 186L117 188H114ZM135 186H137V187H135ZM163 188H162V187ZM50 187V188H49ZM73 187V191L71 192V188ZM86 187V188H85ZM146 187V188H145ZM155 187H156V189H155ZM173 187V188H172ZM45 188V189H44ZM67 188V189H66ZM82 189L83 190V192L82 193H79L80 195H81V197L82 198H77V197H80V195H75V194H78V192L79 191H81V190H79L78 192H76L78 189ZM84 188V189H83ZM88 188L91 190H89V191H87L88 190ZM102 188H104L105 190L107 189L108 191H107V193L108 192H110L111 193V195H110V193H108V194H103L104 192L103 191H105V190H102ZM120 188V189H119ZM122 188H124V190H126V191H124V190H122ZM126 188V189H125ZM171 188V189H170ZM176 188V189H175ZM1 189H5V190H7L8 189V187L7 188H1ZM0 189V190H1ZM49 189V190H48ZM51 189V190H50ZM77 189V190H76ZM86 189V194H85V190ZM99 189V190H98ZM101 189V190H100ZM119 189V190H118ZM142 189V190H141ZM173 189H174V192H173ZM45 190H46V192L47 193H49L50 194V192L54 195H52L54 198H52V196H51V194H50V197L48 196V194L45 192ZM67 190V191H66ZM74 190H75V192H74ZM111 190H112V192H111ZM120 190H122L121 192H120ZM130 192H129V191ZM148 190V191H147ZM152 190V191H151ZM157 190V191H156ZM159 190V191H158ZM165 190V191H164ZM3 191V190H2ZM44 191V192H43ZM160 191H161V193H160ZM64 192V193H63ZM70 192V193H69ZM75 194H74V193ZM93 192V193H92ZM102 192V193H101ZM117 192V193H116ZM119 192V193H118ZM141 192V193H140ZM143 192H145V194L143 193ZM149 192V193H148ZM154 192H156V194L154 193ZM159 192V193H158ZM38 193L40 194V196L38 195ZM44 193H46V194H44ZM67 193H69L70 195H68ZM89 193V194H88ZM126 194V196L125 195H123V194ZM151 193V194H150ZM154 193V194H153ZM174 193V194H173ZM197 193H199V194H197ZM201 193V194H200ZM71 194L74 196V197H76V198H74L73 196H72V200H70L71 199ZM84 194H85V196H84ZM93 194V195H92ZM133 195V197H129L130 195ZM153 194V195H152ZM193 194V195H192ZM195 194V195H194ZM66 195H68L67 197H66ZM84 197H83V196ZM93 197L94 195V198L96 199V202L94 201V202H92V198H90L91 196ZM99 195V196H98ZM106 195V196H105ZM108 195V196H107ZM110 195V196H109ZM131 195V196H132ZM147 195H149V196H147ZM151 195V196H150ZM37 196H38V198H37ZM44 196H47V197H44ZM90 196V197H89ZM100 196H101V198H100ZM112 196H116V198L115 197H113L112 198ZM153 196V197H152ZM41 197V198H40ZM64 197V198H63ZM99 197V198H98ZM109 198V199H106V198ZM122 197H124L123 199H121ZM129 197V198H128ZM151 197V199H149ZM0 198H1V200L2 199H4V200H7V198L6 197H4V196H2V195H0ZM38 199V200H36V199ZM90 198V199H89ZM98 198V199H97ZM115 198V200H112V199H114ZM65 199V200H64ZM69 199V200H68ZM112 201H111V200ZM120 199H121V203H120V205H122L121 207H124V209H125V207H129V206H131L130 204H133L131 207H127L128 209H130L131 211H128V209H125V211L123 210V208H122V211H121V209L119 210V208L117 207L118 205H119V203H117V202H119L120 201ZM126 199H127V201H126ZM63 200V201H62ZM104 200V201H103ZM105 200H106V202H105ZM110 202H109V201ZM117 200V201H116ZM130 200V201H129ZM132 200V201H131ZM137 200H138V203H137ZM45 201V202H44ZM68 201H70L69 203H68ZM108 201V202H107ZM130 203H129V202ZM62 202V203H61ZM101 202H103L102 204H100ZM112 202H113V204H116L115 206H113V205H110V204H112ZM114 202H116V203H114ZM124 202H125V204H124ZM140 202H142V203H140ZM9 203V202H8ZM45 203V204H44ZM109 203V204H108ZM123 203V204H122ZM167 203H168V205H167ZM59 204V205H58ZM82 204H83V207H81L82 206ZM103 204H105L104 206H103ZM108 204V206L110 205L111 207H108V206H106ZM138 204H140V205H138ZM39 205H40V207H41V205H42V207L41 208H43L45 205L47 206H45L46 208H48V209H50L49 211L47 210L46 212H40V210H38V209H40L39 208ZM76 205H78V206H76ZM84 205H85V207H87L90 211H87V209L85 210V208H84ZM101 205V206H100ZM124 205V206H123ZM138 207H137V206ZM170 205V206H169ZM74 206L76 207V208H74ZM93 207V206H96V208L98 209V210H95V209H93L92 208V212H91V208L90 207ZM98 206V207H97ZM100 206V207H99ZM136 207V208H134V207ZM45 207H44V209H45ZM50 207V208H49ZM72 207V208H71ZM83 209V211H81L82 209ZM104 208V209H101V208ZM113 207L114 208H118V209H113ZM169 207V208H168ZM66 208V209H65ZM70 208V209H69ZM80 208V209H79ZM99 208L101 209V210H99ZM108 208V209H107ZM139 208V209H138ZM56 209V210H55ZM67 209H69V211L67 210ZM74 209L76 212L74 213V210H73V212H72V210ZM106 209V210H105ZM52 210H53V213H55V214H53L52 213ZM55 210V211H54ZM95 210V211H94ZM105 210V211H104ZM110 210H112V211H114V212H110ZM66 211V212H65ZM77 211H79V213L77 212ZM102 211H104L103 212V214L102 213H100V212H102ZM119 211V212H118ZM121 211V212H120ZM21 212V211H20ZM24 212V211H23ZM22 212V213H23ZM67 212H69V213H67ZM84 214H83V213ZM87 212H88V214H87ZM108 212V213H107ZM122 212H123V214H122ZM21 213V214H22ZM43 213V214H42ZM51 213V214H50ZM64 213H65V216H66V218L64 217ZM90 213H92V214H90ZM109 213H110V216H109ZM114 215H116L117 213L119 214V216L121 215L122 217H121V220H122V222H121V220H119L120 218L118 217H114L113 216V214ZM116 213V214H115ZM49 215V216H43V215ZM67 214V215H66ZM74 214V215H73ZM81 214H83V216L82 217H80V215ZM55 217H54V216ZM85 215V216H84ZM112 215V216H111ZM73 216V217H72ZM89 216V217H88ZM110 217V219L108 220V218ZM131 216H132V218H131ZM45 217H46V219H45ZM52 217H54V220L53 219H51ZM64 217V218H63ZM105 217H107V220L105 219ZM114 217V218H113ZM128 217H130V218H128ZM148 219H147V218ZM52 220V223H51V220ZM77 218H78V222H77ZM84 220V221H86L85 223L87 224V225H89L90 223V225L88 226V227H86L87 225L84 223V221L82 220V219ZM124 218V219H123ZM45 219V220H44ZM76 219V220H75ZM99 219V220H98ZM106 220L107 222L106 223H109V222H114L115 224H113V223H109V224H106V223H104L103 221H100V220ZM128 219V220H127ZM141 219V220H140ZM146 219V220H145ZM157 219V220H156ZM48 220H50V221H48ZM82 220V221H81ZM99 221V225H98V221ZM111 220H113V221H111ZM124 220V221H123ZM129 220L130 221H132V223L131 222H129ZM151 220H152V222H151ZM162 220V221H161ZM76 221V222H75ZM134 221V222H133ZM137 223H136V222ZM146 221V222H145ZM149 221H150V223H151V226H149ZM9 222H15V223H17V224H14V225H12V228H10V224H9ZM51 223V225H49L48 223ZM96 222H97V224H96ZM124 222H125V224H124ZM128 222H129V224H128ZM158 222H159V224H158ZM53 223H54V225H53ZM78 224V229H80V227H84V228H82V230L80 229V230H78V229H76L77 228V224ZM123 223V224H122ZM127 223V224H126ZM134 223H136L135 225H134ZM142 223V224H141ZM149 223V224H148ZM158 225H157V224ZM85 224V225H84ZM93 224H95V225H93ZM100 224H104L103 226L102 225H100ZM122 224V225H121ZM138 224V225H137ZM9 225V226H8ZM76 225V226H75ZM114 225H115V227H114ZM126 226V229L125 228H123V226ZM144 226V227H142V226ZM153 225V226H152ZM19 226V227H18ZM25 226V227H24ZM52 226V227H51ZM73 226V227H72ZM95 226V227H94ZM103 227V228H101V227ZM107 226V228H106V230L108 231L110 228V230L113 232H111V231H109L108 233L106 232V230H104L103 231V229L105 228ZM122 226V227H121ZM124 226V227H125ZM155 226V228H156V232L154 231L155 230V228L153 229V227ZM55 227V228H54ZM76 227V228H75ZM91 227V228H90ZM93 227V228H92ZM97 227V228H96ZM110 227V228H109ZM114 227V228H113ZM128 227H130V228H132V229H134V231H135V233H134V231H132L131 233L132 234H130L129 233V231H131V230H128V229H130V228H128ZM139 227V228H138ZM140 227H141V229H140ZM53 228V229H52ZM59 228V229H58ZM63 228V227H62ZM70 228V227H69ZM68 228V229H69ZM96 228V229H95ZM100 228V229H99ZM125 229L123 232H122V230L120 231V229ZM128 228V229H127ZM26 229V230H27ZM58 229V230H57ZM74 229H73V231H74ZM102 229V230H101ZM34 230V231H33ZM36 230V231H35ZM41 230V231H40ZM77 230H78V233H76L77 232ZM88 230V229H87ZM127 230V231H126ZM145 230V231H144ZM70 231H72V230H70ZM104 232V233H102V232ZM126 231V232H125ZM143 233H142V232ZM150 231V232H149ZM88 232H90V231H88ZM110 232H111V234H110ZM146 232H148V233H152V232H154V233H152L151 234V236H150V234H148L147 233V235H145L144 237L142 236L144 233H146ZM70 233H72V235L70 234ZM80 233H81V236H80ZM86 233H87V231H86ZM114 233H116L115 235H113ZM136 234V235H134V234ZM35 234V233H34ZM79 234V235H78ZM82 234H84L85 236L82 238V240L81 239H79L80 237H82ZM98 235V236H97ZM112 235V236H111ZM138 235V236H137ZM73 236V237H72ZM76 236H80L77 240H76ZM111 236V237H110ZM150 236V237H149ZM2 237L3 236H1V238H0V248H4V246H5V248H6V244L8 243L7 242V240H5L4 239V241H5V243H3L4 241L2 240ZM76 237V238H75ZM88 237V236H87ZM86 237V239H89V238H87ZM94 237H96V238H94ZM147 237V238H146ZM5 238V237H4ZM125 238V237H124ZM123 238V239H124ZM144 238V239H143ZM148 238H152V240H151V242H150V239H148ZM28 239H29V237H28ZM86 239H85V241H86ZM112 239V240H111ZM141 239V240H140ZM78 240H80V241H78ZM90 240L91 239H89L87 242H86V245L87 244H91V242H90ZM106 240V239H105ZM147 240V241H146ZM10 241V240H9ZM107 241V240H106ZM109 241V240H108ZM107 241V242H108ZM109 241V242H110ZM130 241V240H129ZM132 241V240H131ZM146 241V242H145ZM153 241V242H152ZM144 242V243H143ZM67 243V242H66ZM83 243V246H84V244H85V242L83 241V242H81V244ZM111 243V242H110ZM110 243H108V244H110ZM133 243V242H132ZM3 244V245H2ZM80 243H79V246L81 245ZM94 244V245H95ZM107 244V245H108ZM130 244V243H129ZM149 244V245H148ZM2 245V246H1ZM99 245V244H98ZM114 245H115V242H114ZM124 245V246H123ZM128 244L126 243V246H127ZM131 245H133V244H130V246ZM82 246V248H84ZM90 246H92L93 247V245H90ZM90 246H87V247H90ZM129 246V245H128ZM129 246V247H130ZM71 247V248H70ZM81 247V246H80ZM124 247V248H123ZM133 248H135L134 247V245L132 246ZM131 247V249L130 250H133V248ZM82 248H80L81 250H82ZM86 248V247H85ZM84 248V249H85ZM123 248V249H122ZM194 249L195 251H196V255H192L193 256V258H191L192 256H190V255H188V254H186V253H189V251L191 252V250H189L188 251V249ZM84 249H83V251H81V253H78V252H80V251H78L77 253H76V255H72L73 256V259H71V261H35V263H34V261H0V262H2V263H0V264H22V262H25L24 264H27V263H29V264H40V263H42V264H74V260H78L79 258L78 257H80L81 256V254H82V252H83V254L85 253L84 252ZM184 249V251L186 252V251H188V252H184V251H182ZM187 249V250H186ZM88 250H91L92 251V249L91 248H88ZM94 250V249H93ZM120 250V251H119ZM148 250V251H147ZM73 251V252H72ZM201 252L200 254H201V256H200V254L198 255L197 253H199V252ZM142 252V253H141ZM193 252V251H192ZM125 255H124V254ZM129 253V252H128ZM186 254V256H184L185 254ZM194 253H191V254H194ZM78 254V255H77ZM80 254V255H79ZM82 254V256L81 257H83L84 255ZM181 256H180V255ZM190 254V253H189ZM107 255H109V254H107ZM106 255V257H109L110 255H111V257H109V259H111L113 256H112V254H110L109 256H107ZM125 257H124V256ZM187 255H188V257H187ZM198 255V256H197ZM86 256V255H85ZM91 256H92V254H91ZM90 256V257H91ZM94 256V255H93ZM132 256V257H131ZM136 256H138V257H136ZM180 258H179V257ZM190 256V257H189ZM200 256V257H199ZM128 257V258H127ZM133 257H134V259H133ZM143 257V258H142ZM177 257L180 259H178L177 260ZM196 257H197V259H196ZM2 258V257H1ZM88 258V257H87ZM86 257H85V259H87ZM139 259V261H137L138 259ZM182 258V259H181ZM186 258H187V260H186ZM188 258H190V259H188ZM3 259V258H2ZM81 259V258H80ZM79 259V260H80ZM108 259V258H107ZM128 259V260H127ZM137 259V260H136ZM82 260H84V258L83 259H81L80 261H76V263L78 262V264L79 263H81V261ZM192 260V261H191ZM112 261V260H111ZM131 261V262H130ZM27 262V263H26ZM40 262V263H39ZM68 262V263H67ZM83 262L84 261H82V264H83ZM98 263V261H92V262H90V261H85V263L86 264H94V263ZM106 262V261H105ZM104 261H102L101 262V264L102 263H105ZM108 263H105V264H119L118 263V261L116 262V263H111L109 260L107 261ZM115 262V261H114ZM100 264V263H99Z\"/></svg>", "mask_w": 264, "mask_h": 264}, {"label": "bare ground", "instance_id": "6f19581e", "mask_svg": "<svg viewBox=\"0 0 264 264\" xmlns=\"http://www.w3.org/2000/svg\"><path fill=\"white\" fill-rule=\"evenodd\" d=\"M1 1V0H0ZM30 1V0H29ZM61 1V0H60ZM73 1V0H72ZM77 1V0H76ZM92 1V0H91ZM97 1V0H96ZM100 1V2H99ZM113 1H115V3H116V0H105V2H103V1H101V0H98V2L99 3H106V6L107 5H109V3H112ZM147 1V2H146ZM151 1V2H150ZM14 2V1H13ZM17 2H19L18 0H17ZM26 2H28V0H26ZM61 2H63V0L61 1ZM97 2V3H98ZM121 2V3H120ZM119 2V0H117V3H116V5L113 7V10L112 11H110V13H109V16H113V18L116 20L115 22H116V24H117V27L119 28H121V27H124V25L126 26V27H124V28H126V29H124V30H126V32L124 31L123 32V34H122V36L124 37V39H127L128 38V36L129 35H131V36H129V39H130V42L131 43H129V40H116L115 38H112V36L110 35V34H108V33H106V35L108 34V36L110 37H107L108 39H111L112 38V40H114L113 42L111 41V40H105V43H103V49L102 50H104V47H106V46H104V44L106 45V42H108L109 41V46L111 45L110 43L112 42V44H114V42L115 41H117L116 43H118V42H121L120 44L118 43V45L117 44H115V45H113L114 47H116V49L119 51H115V53L113 54V55H110V52H112V51H109V55H107V53H106V55L105 54H103V53H105V52H103L102 53V51H97V49L100 47V45L102 44L101 43V41H100V43L101 44H99V46H98V48H96V45H95V50H93L92 51V49H91V51L94 53L93 54V57L91 58L90 56V58H91V72H92V74H90V75H92L91 76V78L92 79H89V77L88 78H86V79H88V81H84V79H83V81L81 80V81H76V83H71V85H73V88L74 87H76L77 89L78 88H80V86H82L83 88H84V91H83V89L81 90V88H80V90L81 91H83V92H79L81 95L80 96H87L86 98H88V99H90V100H85L84 102H82L81 103V107L83 108V110L85 111V107H87V106H90V105H92V106H90V107H97L98 105L100 106V100L97 102L95 99L97 98L98 99V96H99V99H101L100 97H103V101L105 102L104 103V105H103V107L104 106H106V108H105V110H106V112H104L103 113V111H102V113L100 112L99 114H102L103 115V118H107V119H103L102 120V118H101V121L102 122H100V120H99V124H97L96 126H93L94 128L92 129L91 128V130H92V132H93V135H92V132L91 133H89V130H88V127H87V130H88V133L93 137V136H95L96 138H98L96 135H98V134H101V135H103V134H105V135H103V138L104 139H106L105 137H106V134L107 133H110V135L112 134L113 135V133H115V131H114V128L115 127H117L118 129V131H119V134H123V132L121 131V133H120V128H125V127H127V128H131L129 131L131 132H129V134H134V132H137V133H139V132H141V130L143 129V128H145V126L146 125H148L147 124V122L143 119L144 117H147L148 119L150 118V119H152V117L155 115V120L154 121H158L159 120V118H164V117H166V116H170V112H171V114H172V112L174 111L173 109L175 108V107H177L179 104L177 103L178 101H181V99H184V98H182V91H183V89L181 88V84H183L184 83V77H185V75H184V72L187 74V72H189V71H191L192 69H194V67L195 66H197V63L199 64V59H200V57H201V55H202V67L201 68H203V71H205V72H203V74H206L207 76L205 77V76H202V77H200L199 78V81H202L203 83L204 82H207V80L206 79H208V81L211 83V84H209L208 82V84H209V86L210 87H212V88H209V86L208 85H204V86H206V88H208V89H206V92L205 93H202L201 94V96L202 97H200L199 95H197L198 97H200V98H202V100H207L206 98H205V96L209 93V97H210V95H212V96H214V94L215 93H218L217 91H218V87L221 85V84H223V86H225V87H227V85L228 86H230L231 85V83H233V81H235L236 80V78H237V76H238V78L241 76H245L246 74H250L249 76H247L246 75V79H247V77H249V78H251V75H252V71L253 70H255L256 68H260V70L262 69V72L259 70V69H256V73L254 74V76L257 78V80L258 79H260L261 77H263L262 79H264V67H262V66H264V0H123V1H120ZM129 2H131L132 3V5H129ZM3 3H4V1H3ZM30 2H28V4H29ZM34 3V2H33ZM64 3V2H63ZM73 3V2H72ZM77 3V2H76ZM80 3V2H79ZM2 4V3H1ZM21 4V6L23 5V3H20ZM20 4H19V6H20ZM81 4V3H80ZM100 4V5H101ZM31 5H32V3H31ZM30 5V6H31ZM54 5V4H53ZM53 5H51L52 6V8H53ZM79 5V4H78ZM84 5V4H83ZM97 4H95V6H96ZM99 5V6H100ZM113 5V4H112ZM127 5H129V6H131L130 8H128L129 6H127ZM15 6V5H14ZM20 6V7H21ZM37 6V5H36ZM58 6V5H57ZM98 6V5H97ZM103 6V5H102ZM100 7V9L99 10H101L102 8H104V7ZM111 6V5H110ZM2 8H3V6H1ZM15 7H17V6H15ZM19 7V8H20ZM24 7V6H23ZM22 7V8H23ZM26 7H27V5H26ZM33 7V6H32ZM38 7V6H37ZM59 7H62V6H60V4H59ZM58 7V8H59ZM71 7V6H70ZM79 7L81 8L82 6H80L79 5ZM86 7V6H85ZM108 7V6H107ZM6 8V7H5ZM29 8V7H28ZM39 8V7H38ZM47 8V7H46ZM54 8H55V5H54ZM53 8V9H54ZM57 8V7H56ZM57 8V9H58ZM93 8H96V7H93ZM99 8V7H98ZM106 8V7H105ZM112 8V7H111ZM110 8V9H111ZM27 9V8H26ZM62 9V8H61ZM29 10V9H28ZM28 10H27V12H28ZM73 10H74V8H73ZM84 10V9H83ZM95 9H93V11H94ZM97 10V9H96ZM106 10H107V8H106ZM43 11V10H42ZM41 11V12H42ZM46 11V10H45ZM56 11V10H55ZM62 12H63V10H61ZM60 11V12H61ZM65 11V10H64ZM76 11H78L79 12V10H76ZM103 10H101V12H102ZM124 12L125 11V16H123L122 15V13L121 12ZM21 12H22V10H21ZM29 12L31 13V11L29 10ZM57 12H58V10H57ZM83 12V11H82ZM86 12H87V10H86ZM107 12V14H108V12L109 11H106ZM18 13V12H17ZM20 13V12H19ZM23 13V12H22ZM34 13H35V10H34ZM46 13V12H45ZM59 13V12H58ZM64 13V12H63ZM62 13V14H63ZM77 13V12H76ZM84 13V12H83ZM96 13H98V12H96ZM103 13V12H102ZM105 13V12H104ZM24 14V13H23ZM25 14H28V13H25ZM32 15H33V13H31ZM49 14V13H48ZM74 14H75V12H74ZM80 14V13H79ZM100 14V13H99ZM99 14H97V15H99ZM106 14V16H108ZM137 14H138V16H137ZM22 15V14H21ZM34 15H36V14H34ZM34 15H33V17H32V19H31V21L34 19ZM63 15H65V14H63ZM76 15V14H75ZM78 15V14H77ZM84 15V14H83ZM82 15V16H83ZM101 15V14H100ZM137 16V19H136V16ZM26 16V15H25ZM37 16H39V15H37ZM85 16H86V14H85ZM104 16V15H103ZM27 17H29V15L27 16ZM42 17V16H41ZM41 17H39V19H42ZM78 17V16H77ZM135 19H134V18ZM138 17H139V19H138ZM31 18V17H30ZM36 18V17H35ZM45 18V17H44ZM46 18H47V16H46ZM98 18V17H97ZM97 18H94V19H96L97 20ZM102 18V17H101ZM106 18V17H105ZM104 18V19H105ZM112 18V19H113ZM103 19V18H102ZM107 19H108V21H109V18L107 17ZM132 19H134V20H132ZM25 20H27L28 21V19H25ZM36 20V19H35ZM34 20V21H35ZM38 20V19H37ZM37 20L33 23V25L35 26V23L37 22ZM48 20V19H47ZM84 20H85V18H84ZM83 20V21H84ZM106 20V19H105ZM111 20V19H110ZM26 21V22H27ZM42 22V20H39V23H41ZM91 21H93V18H92V20ZM103 21V20H102ZM112 21V20H111ZM114 21V20H113ZM125 22H126V24H125ZM29 23H30V20H29ZM28 23V24H29ZM32 23V22H31ZM31 23H30V25H31ZM38 23V22H37ZM38 23V24H39ZM85 23V22H84ZM101 23V22H100ZM113 23V22H112ZM50 24V23H49ZM48 24V25H49ZM54 24H55V22H54ZM60 24V23H59ZM111 23L110 22H108V25H110ZM115 24V25H116ZM33 25H31V26H33ZM37 25V24H36ZM41 25V24H40ZM44 25V24H43ZM103 26H104V24H102ZM42 26V25H41ZM45 26V25H44ZM50 26V25H49ZM113 26V28L115 27L114 25H111V27ZM201 26V28H202V30H201V32H200V30H199V27ZM50 27H52V26H50ZM54 27V26H53ZM64 27V26H63ZM106 27V26H105ZM108 27V26H107ZM107 27H106V29H107ZM36 28H37V26H36ZM46 28V27H45ZM67 28H68V26H67ZM98 28V27H97ZM112 28V29H113ZM120 28L119 29H117L116 27H115V29H114V31L116 30V32L115 33H117L118 32V30H119V32H120ZM200 28V29H201ZM35 29V28H34ZM39 29V28H38ZM55 28H53V30H52V34H54L53 32L55 31V30H57V29H55ZM62 29V28H61ZM60 29V30H61ZM70 29H71V27H70ZM95 29V28H94ZM101 29H104L105 30V28L104 27H102ZM25 30V29H24ZM40 30V29H39ZM38 30V31H39ZM42 30H46V29H42ZM97 30H99V29H97ZM100 31V30H99ZM107 31H109V30H107ZM21 32H24V31H21ZM40 32V31H39ZM45 32V31H44ZM60 32V31H59ZM62 32H63V30H62ZM78 32V31H77ZM93 32H95V31H93ZM101 32H104L103 30H101ZM109 32H111V31H109ZM25 33V32H24ZM24 33H21V34H23L24 35ZM26 33H27V31H26ZM26 33H25V35H26ZM57 33V32H56ZM67 33V32H66ZM65 32H64V34H66ZM76 33V32H75ZM74 33V34H75ZM97 33V32H96ZM96 33H94V34H96ZM111 33H114V32H111ZM45 34V33H44ZM51 34V35H52ZM76 34H78V33H76ZM93 34V33H92ZM124 34L126 35V36H124ZM139 34V35H138ZM17 35V34H16ZM15 35V36H16ZM22 35V36H23ZM43 35V34H42ZM55 35V34H54ZM72 35V34H71ZM114 35V34H113ZM116 35H118V34H116ZM141 35L143 36V37H141ZM19 36H21L20 34L18 35V37ZM29 36V35H28ZM77 36V35H76ZM86 36V35H85ZM94 36V35H93ZM98 36L99 35H97V37L96 38H98ZM100 36H101V34H100ZM122 36H121V34L119 33V38L121 37L122 38ZM57 37H58V35H57ZM59 37H61V36H59ZM59 37H58V39H59ZM70 37V36H69ZM78 37V36H77ZM116 37H118V36H116ZM135 38V37H138L137 39H131V38ZM17 38V37H16ZM26 38V37H25ZM33 38V37H32ZM46 38V37H45ZM50 38V37H49ZM71 38H72V36H71ZM76 38V37H75ZM139 38H141V39H139ZM22 39V38H21ZM42 39V38H41ZM48 38H46V40H47ZM51 39H54L53 37H51ZM74 39V37L72 38V40ZM77 39V38H76ZM86 39V38H85ZM24 40H27V39H24ZM30 40H33L32 42H34L35 43V41H34V39H30ZM81 40V39H80ZM79 40V41H80ZM94 40H96L95 39V36H94ZM13 41H15L14 39H13ZM21 41V40H20ZM23 41V40H22ZM45 41V40H44ZM60 42H61V40H59ZM70 41H71V39H70ZM128 41V43H126ZM46 42H48V40L46 41ZM53 42H55V40L53 41ZM62 42H64V39H63V41ZM73 42H75V44H76V46L78 45L77 43H76V41H73ZM73 42L71 41L70 42V46H71V43L73 44ZM83 42V41H82ZM87 42V41H86ZM99 42V41H98ZM14 43V42H13ZM36 43H37V41H36ZM35 43V44H36ZM52 43V42H51ZM58 43V42H57ZM56 43V44H57ZM156 43H157V46H158V48H155V47H157V46H155L156 45ZM199 43H202V47L201 48H199ZM16 44V43H15ZM21 44V43H20ZM64 44V43H63ZM66 44V43H65ZM74 44V45H75ZM84 44V43H83ZM19 45V44H18ZM17 45V46H18ZM22 45H24V43L22 42ZM48 45H51V44H48ZM59 45V44H58ZM58 45H57V47H58ZM73 45V46H74ZM90 45H92V44H90ZM98 45V44H97ZM108 45V44H107ZM146 45L147 46H149V48L147 47L146 48ZM150 45H152V46H150ZM55 46V45H54ZM64 46H66V45H64ZM63 46V48H65ZM112 46V45H111ZM112 46V47H113ZM144 46V47H143ZM20 47H21V45H20ZM29 48H32V46H28ZM60 47V46H59ZM88 47H89V45H88ZM123 47H124V50L128 47H130V49H132V50H129L132 54V56H131V58H128V57H130V56H128V57H124V60H123V56L122 55H119V56H122V58L120 59L119 57H116V56H118V55H115L116 53H123V52H120V50H123ZM6 48V47H5ZM22 48V47H21ZM28 48V49H29ZM87 48V47H86ZM93 48V49H94ZM109 48H111V47H109ZM108 48V49H109ZM146 48V49H145ZM6 49H9V48H6ZM15 49V48H14ZM18 49H20V48H17V50ZM27 49V51H29ZM33 49V48H32ZM61 49V48H60ZM79 49V48H78ZM99 49H101V48H99ZM113 49V48H112ZM135 49V50H134ZM5 50V49H4ZM22 50V49H21ZM24 50H25V48H24ZM31 50V49H30ZM34 50H36L37 51V49L36 48H34ZM69 50H71V49H69ZM90 50V49H89ZM2 51V50H1ZM26 51V52H27ZM33 50H31V52H32ZM68 51V50H67ZM74 51V50H73ZM136 51V52H135ZM4 52V51H3ZM7 52V51H6ZM14 52V51H13ZM17 52V51H16ZM26 52H25V54H26ZM35 52V51H34ZM33 52V53H34ZM38 52V51H37ZM36 52V53H37ZM70 52V51H69ZM82 52V51H81ZM91 52V53H92ZM100 54H99V53ZM2 52H0V54H1ZM134 53V54H133ZM27 54H29V53H27ZM73 54V53H72ZM80 54V53H79ZM82 54H84V53H82ZM154 54H158V56H159V54H160V56L158 57L157 55H154ZM18 55H19V53H18ZM85 55V54H84ZM2 56H3V54H2ZM4 56H6V55H4ZM7 56H8V54H7ZM125 56V55H124ZM13 57V56H12ZM152 57H156V58H153L152 59ZM88 58V57H87ZM116 58V59H115ZM48 59L49 58H47L46 60L48 61ZM71 59V58H70ZM126 59V60H125ZM68 60V59H67ZM122 60V61H121ZM15 61V60H14ZM38 61V60H37ZM36 61V62H37ZM42 61V60H41ZM46 61V62H47ZM54 61V60H53ZM51 62V64L52 63H54V62ZM133 61H135V62H137V63H139V65L138 66H136L137 68H135L134 67V65H133V67H134V69H136V70H142L143 68H144V70L142 71V75H140L139 77H136V75H134V73H135V70H132L131 71V69H133V68H131V64L133 63ZM20 62H22V61H20ZM20 62H18V63H20ZM132 62V63H131ZM17 63V64H18ZM23 64H25V62H22ZM39 63V62H38ZM41 63H43V61L41 62ZM40 63V64H41ZM48 63L50 64V62L48 61ZM47 63V64H48ZM129 63H131V64H129ZM7 64V63H6ZM5 64V65H6ZM10 64H12V63H10ZM17 64H16V67H18L17 66ZM22 64V65H23ZM34 64L35 65H37L35 62H34ZM33 64V65H34ZM46 64V65H47ZM48 64V65H49ZM21 65V64H20ZM27 65V64H26ZM29 65H30V67H31V64H28L27 66L29 67ZM39 65V64H38ZM42 65V64H41ZM67 65V64H66ZM69 65V64H68ZM68 65H67V67H68ZM72 65V64H71ZM137 65V64H136ZM9 66V65H8ZM7 66V67H8ZM13 65H11V67H12ZM24 66V65H23ZM23 66H20V67H23ZM129 66H130V68L131 69H129ZM10 67V66H9ZM43 67H46L45 65H43ZM43 67H40V69L42 70V68ZM59 67V66H58ZM124 67V69L125 68H128V69H126V70H129V72L131 71L132 73H133V75L135 76V77H133V75H132V73L130 74H128V76H130V77H132V78H134L136 81H133V82H131V81H129L128 79L126 80V81H123L122 80V82H120L119 83V81L118 80H113V81H111L114 77H115V75H116V73H118L117 71H119L118 69H122ZM35 68H39L38 66L37 67H35ZM200 68V69H201ZM254 68V69H253ZM4 69V68H3ZM2 69V70H3ZM12 69V68H11ZM28 69V68H27ZM26 68H25V71H28L29 72V70H27ZM55 69H57V68H55ZM199 69V70H200ZM7 70V69H6ZM15 70V69H14ZM23 70V69H22ZM41 70H40V72H41ZM54 70V69H53ZM189 70V71H188ZM16 71V70H15ZM18 71V70H17ZM16 71V73H20L21 71H18L17 72ZM24 71V70H23ZM33 71V69H32V67H31V72ZM35 71H37V70H35ZM61 71V70H60ZM64 71V70H63ZM69 71V70H68ZM72 71V70H71ZM121 71V70H120ZM193 72L192 73H194V70H192ZM231 71H233V73H232V75L234 74V75H236V73L235 72H237L238 74H237V76H233V78L235 79V80H232L231 81V83H230V79H227V77L229 76V75H231ZM4 72V71H3ZM2 72V73H3ZM48 72V71H47ZM49 72H51L50 70H49ZM53 72V71H52ZM52 72L50 73L51 75H54V74H52ZM64 72H66V71H64ZM195 72H197V70L195 71ZM230 72V74L228 75V73ZM254 72V71H253ZM261 72L263 75H259V73ZM5 73H7V72H5ZM4 73V74H5ZM16 73H14V72H11V74H15L14 76H16V77H14V79H16L18 76H20V75H16ZM26 73V72H25ZM37 73H39V70H38V72ZM37 73H35V74H33V75H36ZM58 73V72H57ZM61 73V72H60ZM60 73H58V75H62V74H60ZM73 73V72H72ZM79 73V72H78ZM80 73H82V72H80ZM128 73V72H127ZM136 73H137V71H136ZM260 73V74H261ZM10 74V73H9ZM21 74H23V73H21ZM49 74V75H50ZM64 74H66V73H64ZM68 74V73H67ZM85 74V75H86ZM138 74V73H137ZM198 73H195V75H197ZM226 74H227V77H226ZM257 74H258V76H257ZM3 75V74H2ZM25 75V74H24ZM28 74L26 73V75H25V77L27 76ZM32 75V74H31ZM30 75V76H31ZM46 75V74H45ZM58 75H55V76H58ZM119 75V74H118ZM184 75V76H183ZM194 75V76H195ZM8 76V74H6L5 75V78ZM63 76V75H62ZM151 76V77H150ZM10 77V76H9ZM36 77V76H35ZM59 77V76H58ZM82 77V76H81ZM84 77V76H83ZM82 77V78H83ZM86 77V76H85ZM116 77H118V76H116ZM125 77V76H124ZM147 77V78H146ZM219 77V79L221 80V78H222V80H221V84L219 83L218 84V80H216L217 78ZM0 78H3V77H1V75H0ZM24 77H22V79H23ZM27 78L29 79L30 77H28L27 76ZM37 78V77H36ZM52 78V77H51ZM57 78V77H56ZM81 78V79H82ZM131 78V79H132ZM194 78V77H193ZM230 78L232 79V77L230 76ZM243 78H245V77H243ZM252 78H254L253 77V75H252ZM251 78V79H252ZM11 79H13V77H11ZM11 79H6V81L8 80H11ZM13 79V82L15 81ZM44 79V78H43ZM47 79H48V77H47ZM54 79V77L52 78V80ZM78 79H80V77L78 78ZM77 79V80H78ZM85 79V80H86ZM115 79V78H114ZM149 79L150 81L148 82L147 80ZM201 79V80H200ZM246 79H244V80H246ZM2 80V79H1ZM18 80V79H17ZM21 80V78L19 79V81ZM26 80V79H25ZM41 80V79H40ZM67 80V79H66ZM133 80V79H132ZM183 80V81H182ZM238 81H236V82H239L240 81V79H237ZM242 80V79H241ZM256 80V79H255ZM4 81V80H3ZM7 81V82H8ZM32 81V80H31ZM31 81H28L27 80V82H28V84H30V82ZM34 81H36V80H34ZM118 81V82H117ZM147 81V82H146ZM193 79L190 81V83L192 82L193 83ZM196 81V80H195ZM250 81V80H249ZM259 81V80H258ZM12 82V80L10 81V83ZM18 82V81H17ZM21 82V81H20ZM23 82H26V81H23ZM23 82H21V83H23ZM26 82V83H27ZM42 82V81H41ZM64 82H66V81H64ZM189 82V81H188ZM254 82H256V81H254ZM260 82H261V80H260ZM6 83V82H5ZM9 83V84H10ZM19 83V82H18ZM17 83V84H18ZM40 83V82H39ZM61 83V82H60ZM191 83V84H192ZM200 83V82H199ZM213 83H215V85L213 84ZM262 83V82H261ZM260 83V84H261ZM14 84H15V82H14ZM23 84H25V83H23ZM23 84H21V87H22V85ZM38 84V83H37ZM41 84V83H40ZM43 84H45L44 83V81L42 82V84H41V86L43 85ZM187 84H189V83H187ZM204 84H206V83H204ZM238 85V83H235V85ZM239 84H241L240 82H239ZM263 84V83H262ZM16 85V84H15ZM14 85V86H15ZM55 85V84H54ZM57 85V84H56ZM60 84H58V86H59ZM193 85V84H192ZM219 85V86H218ZM233 85H234V83H233ZM242 85V84H241ZM247 86H248V83L246 84ZM12 86H13V84H12ZM13 86V87H14ZM20 86V85H19ZM18 86V88H20ZM27 86V88L29 89V92L31 93L32 91H30V88L33 86H29V85H26ZM47 87H48V85H46ZM58 86L56 87H54V88H58ZM62 86H64V85H62ZM203 86V87H204ZM222 86V87H223ZM244 86H245V84H244ZM246 86V87H247ZM252 86V85H251ZM259 86V85H258ZM263 86H264V84H263ZM263 86H259V87H263ZM6 87V90L8 91L9 89H7V86H5ZM30 87V88H29ZM43 87V86H42ZM45 87V86H44ZM189 87H191V85L189 84V86H188V89H189ZM200 87H202V86H200ZM238 87H241V86H238ZM238 87H237V89H238ZM253 87V86H252ZM251 87V88H252ZM258 87V88H259ZM9 88H11V87H9ZM15 88H17L16 86H15ZM18 88L16 89V90H18ZM23 88V87H22ZM26 88V89H27ZM33 88V87H32ZM53 88V89H54ZM62 88H64V87H62ZM143 88V89H142ZM194 88V87H193ZM205 88V87H204ZM221 90L224 88H221V86L219 87ZM234 88V87H233ZM242 88H243V86H242ZM241 88V89H242ZM255 88H257V87H255ZM45 89H46V87H45ZM49 89H51V88H49ZM49 89H48V91H49ZM127 89V90H126ZM134 90V91H136L135 93L137 94V95H135L136 97H134V98H141L140 100H145V99H148V101L146 102V100H145V104H144V107H145V109H143L142 108V106H143V104H142V106H141V103H136L138 100H135L134 102H133V100H131V102L129 103L128 101H126V99L127 98H129V94L126 92V91H131V90ZM254 89V88H253ZM263 89H264V87H263ZM34 90V89H33ZM41 90V89H40ZM47 90V89H46ZM62 90V89H61ZM60 90V91H61ZM65 90V89H64ZM139 90H142L143 92H142V97H146V98H144V99H142V97H141V94H139V92H141V91H139ZM209 90V91H208ZM220 90V91H221ZM228 90V89H227ZM226 90V91H227ZM234 90H235V88H234ZM7 91H5V93H6V95H7ZM9 91H11L12 92V89H10ZM24 91H26L25 89H24ZM54 91H56V90H54ZM126 92L125 94H120V93H122V92ZM134 91H132L133 93H134ZM139 91V92H138ZM200 92H201V90H199ZM202 91H203V89H202ZM222 91H225V90H222ZM231 91V90H230ZM238 92H240V88H239V90H237ZM242 91V90H241ZM244 91V90H243ZM246 91V90H245ZM244 91V92H245ZM249 91V90H248ZM259 91V90H258ZM264 91V90H263ZM14 92H15V90H14ZM42 92L44 93L45 92V94L47 93L46 91H44L43 89H42ZM187 92H188V90H187ZM228 92H229V90H228ZM234 92V91H233ZM236 92V91H235ZM243 92V93H244ZM247 92V91H246ZM260 92H262V91H260ZM3 93H4V91H3ZM3 93H1V91H0V94H3ZM29 93V94H30ZM32 93H34V91L32 92ZM31 93V94H32ZM43 93H42V95H43ZM49 93V92H48ZM78 93V94H79ZM207 93V94H206ZM242 93V94H243ZM250 93V92H249ZM263 93V92H262ZM9 94H10V92H9ZM8 94V95H9ZM13 94V93H12ZM21 94V93H20ZM25 97L26 96H28L27 95V93L25 92ZM35 94V93H34ZM45 94L43 95V96H45ZM72 94V93H71ZM203 94H204V98L205 99H203ZM206 94V95H205ZM221 94V93H220ZM223 94H224V92H223ZM235 94H237V92L235 93ZM234 94V95H235ZM246 94V93H245ZM244 94V95H245ZM258 94L260 95L261 93H256L255 95H257L258 96ZM18 95V94H17ZM131 95L133 96V94L131 93ZM182 95V96H181ZM218 96H219V94H217ZM225 95H228V93L227 94H225ZM229 95H231V92L229 93ZM255 95H251V96H255ZM1 96V98H0V100L1 99H4V98H2L3 97V95H0ZM23 96V95H22ZM31 96V95H30ZM29 96V97H30ZM76 96V95H75ZM126 96V97H125ZM131 96V97H132ZM216 96V95H215ZM249 96V95H248ZM256 96V98H258ZM262 95H260V99L262 98L261 97ZM6 97H8V96H6ZM10 98H11V96H9ZM14 97V96H13ZM17 97V96H16ZM35 97V96H34ZM34 97H32V98H34ZM37 97V96H36ZM39 97V96H38ZM46 97V96H45ZM56 97H57V95H56ZM83 97L81 98L82 100H83ZM125 97V98H124ZM151 97H152V99H151ZM189 97V96H188ZM198 97H196V99H200V98H198ZM208 97V96H207ZM240 97V96H239ZM245 97H246V95H245ZM21 98V97H20ZM31 98V99H32ZM44 98V97H43ZM55 98V97H54ZM54 98H52V99H54ZM62 98V97H61ZM78 98V97H77ZM76 98V99H77ZM85 98V97H84ZM93 98H95V99H93ZM105 98V99H104ZM114 98V99H113ZM116 98V99H115ZM120 98H122V99H124L125 101L123 102H119V100H118V102L116 101L117 99H120ZM213 98V97H212ZM212 98H211V100H212ZM216 98V97H215ZM241 98V97H240ZM239 98V99H240ZM247 98V97H246ZM246 98H244L245 100H246ZM250 98H253L254 99V97H250ZM250 98H249V100H250ZM264 98V97H263ZM263 98L261 99V100H263ZM14 98H11V100H12V102H13V104H14V101L15 100H13ZM28 99L29 98H27L26 100L28 101ZM37 99V98H36ZM50 99V98H49ZM56 99H58V98H56ZM64 99V98H63ZM122 99H120V101L122 100ZM195 99V100H196ZM17 100V99H16ZM21 100H22V98H21ZM59 100V99H58ZM78 100V99H77ZM149 100H151V106H152V103H153V105L154 104H156L154 107H155V110H153V111H155L156 113H153L154 115H152V116H150V114H151V111H150V109H154V108H148L149 109V111H150V114H148L147 112H144V111H148L147 109H146V106L148 107V104L150 105V102H149ZM185 100V99H184ZM184 100H182V101H184ZM210 100V99H209ZM209 100H207V102L209 101ZM210 100V101H211ZM215 100V99H214ZM236 100H238V97H237V99ZM235 100V101H236ZM241 100V99H240ZM255 100H257V99H255ZM254 100V101H255ZM258 100H259V98H258ZM5 101V100H4ZM7 101L9 102L10 101V99L8 100V98H7ZM19 101V100H18ZM36 101H38V99L36 100ZM56 101V100H55ZM102 101V102H103ZM186 101H187V99H186ZM185 101V102H186ZM199 101H201V99L199 100ZM219 101V100H218ZM233 101V100H232ZM232 101H231V103H232ZM247 101V100H246ZM260 101V100H259ZM3 101H0V105L2 106V105H4V103L3 104H1ZM7 102V103H8ZM17 102V101H16ZM15 102V103H16ZM29 102H31V101H29ZM45 102V101H44ZM48 102V101H47ZM50 102V101H49ZM59 102V101H58ZM149 102V103H148ZM196 102H197V100H196ZM216 102H217V100H216ZM227 102H230V101H227ZM249 102V101H248ZM32 103H36V102H33V99H32ZM37 103H39V102H37ZM36 103V104H37ZM53 103V102H52ZM55 103H57V102H55ZM60 103V102H59ZM61 103H62V101H61ZM71 103V102H70ZM79 103V102H78ZM148 103V104H147ZM178 105H177V104ZM187 103V102H186ZM204 102H200V104H199V107L200 106H202V104H203ZM211 103V102H210ZM209 103V104H210ZM215 103V102H214ZM221 103V101H219V103L217 102V104H220ZM223 103H224V101H223ZM225 103H226V101H225ZM238 103H240L239 101H238ZM243 102L241 101V104H242ZM247 103V102H246ZM245 102H244V105L246 104ZM261 103H263V102H261ZM17 104L18 103H16V106H17ZM20 104V103H19ZM19 104H18V106H19ZM58 104V103H57ZM77 104V103H76ZM80 104V103H79ZM147 104V105H146ZM177 105V106H175L174 107V105ZM209 104L208 103H206V101H205V104H203V105H205V106H203V107H206V105H208L209 106ZM213 104V103H212ZM216 103H215V105H217ZM241 104H236L237 106L238 105H241ZM248 104V103H247ZM252 104V103H251ZM251 104H250V106H251ZM6 105V104H5ZM10 105V104H9ZM9 105L7 104V107H9ZM15 105V104H14ZM59 105V104H58ZM71 105V104H70ZM102 105V104H101ZM226 105V104H225ZM252 105H254V104H252ZM30 106H32L31 104H30ZM29 106V107H30ZM34 106H36V105H34ZM34 106H33V109H34ZM39 106V105H38ZM37 106V108H39ZM50 106V105H49ZM69 106V105H68ZM134 107V106H136L137 107V109H139V111L137 110V112L139 113V115L142 113V114H144V115H140V116H144L143 118H141L140 116V118L141 119H143V121H141L142 122V124L140 123H138L137 121H136V119H138V118H135L134 119V121H136V123L134 124H132L131 123V121L133 120V118L131 117V116H133L132 114H134V113H130V112H125L124 113V111L126 110V109H128V108H131V111H134L133 109H132V107ZM211 106V105H210ZM220 106H222V103H221V105H219V107ZM223 106H224V104H223ZM227 107L229 106V105H226ZM225 106V107H226ZM249 106V107H250ZM263 106V105H262ZM6 107V106H5ZM28 107V108H29ZM126 107V109H124ZM231 107V106H230ZM240 107V106H239ZM242 107V106H241ZM244 107H246V106H244ZM256 107H258V105L256 106ZM2 108V107H1ZM0 108V110H4V108H2L1 109ZM15 108V107H14ZM22 108V107H21ZM36 108V109H37ZM51 108H53V106H51ZM79 108H80V106H79ZM102 107L100 106V109H101ZM207 108V107H206ZM214 108H216L215 106H214ZM218 108V107H217ZM247 108V107H246ZM252 108H253V106H252ZM7 110H8V108H6ZM5 109V111H7ZM11 109V111H12V109H13V107H11L10 108ZM16 109V108H15ZM23 109V108H22ZM48 109H49V107H48ZM58 109V108H57ZM57 109H56V112H59V109H58V111H57ZM99 109V110H100ZM142 109V110H141ZM177 109H179V106H178V108ZM203 109V108H202ZM223 109V108H222ZM227 109V108H226ZM240 109H242V108H240ZM17 110V109H16ZM40 109H38V111H39ZM51 111H52V109H50ZM50 110H48V111H50ZM54 110V109H53ZM63 110V109H62ZM129 110V109H128ZM135 110V111H136ZM144 110V111H143ZM206 110H208V109H206ZM217 110V109H216ZM218 110L220 111V109L218 108ZM232 110V109H231ZM238 109H236V111H237ZM251 110V109H250ZM255 110V109H254ZM261 110V109H260ZM19 111V110H18ZM35 111H37V110H35ZM47 111V110H46ZM64 111V110H63ZM65 111H67V109H65ZM72 111V110H71ZM79 111H81V110H79ZM134 111V112H135ZM201 111V110H200ZM202 111H204V109L202 110ZM201 111V112H202ZM209 111V110H208ZM211 111H212V109H211ZM210 111V112H211ZM223 111V110H222ZM221 111V112H222ZM227 110H224L223 112H226ZM240 111H242V110H240ZM253 111V110H252ZM255 111H258V110H255ZM21 113H24V110H21L20 111ZM30 112H31V110H30ZM68 112V111H67ZM97 112H99V111H97ZM97 112H95L96 113V115L98 116L99 114L97 113ZM136 112V113H137ZM206 112V111H205ZM220 112V113H221ZM229 112H230V109H229ZM233 112V111H232ZM231 112V114H233ZM238 112V111H237ZM3 113H4V111H3ZM85 113H87V115L89 114L88 113V111H85ZM92 113V112H91ZM110 113V114H109ZM175 112H173V114H174ZM178 113V112H177ZM204 113V112H203ZM209 113V112H208ZM212 113V112H211ZM239 113V112H238ZM245 113V112H244ZM249 113H251L250 111H249ZM254 113V112H253ZM257 113V112H256ZM7 114V113H6ZM31 114H32V112H31ZM34 114H36L35 112H34ZM33 114V115H34ZM48 113L46 112L45 113V115H47ZM59 114V113H58ZM84 114V113H83ZM168 114V115H167ZM194 114V113H193ZM205 114V113H204ZM219 114V113H218ZM223 114V113H222ZM226 115H227V112L225 113ZM225 114H223V115H225ZM235 114H236V112H235ZM235 114H233L234 116H235ZM242 114H243V112H242ZM241 114V115H242ZM15 115V114H14ZM13 115V116H14ZM16 115H18V114H16ZM55 115H57V113H55ZM60 115V114H59ZM62 115V114H61ZM66 115H68V114H66ZM77 115V114H76ZM146 115H148V116H150V117H148V116H146ZM213 116H214V118H215V115L214 114H212ZM238 115V114H237ZM240 115V114H239ZM7 117L9 116V115H6ZM39 116V115H38ZM37 116V117H38ZM49 116H50V113H49ZM58 116V115H57ZM80 116V115H79ZM99 116H101V115H99ZM98 116V117H99ZM207 116V115H206ZM216 116H217V113H216ZM229 116V115H228ZM247 116H248V112H247ZM246 115H245V118L247 117ZM2 117V116H1ZM5 117V116H4ZM22 117V116H21ZM40 117V116H39ZM48 117V116H47ZM46 117V118H47ZM65 117V116H64ZM67 117V116H66ZM92 117H94V119H95V114L93 113V116ZM134 117V116H133ZM175 117H177V115L175 116ZM220 117V116H219ZM223 117V116H222ZM227 117V116H226ZM230 117H231V115H230ZM237 117V116H236ZM244 117V116H243ZM243 117H242V119H243ZM19 117H17V119H18ZM72 117L70 116L68 119H71ZM146 118V119H147ZM213 118V119H214ZM228 118V117H227ZM240 118V117H239ZM248 118V117H247ZM11 119V118H10ZM15 119V118H14ZM48 119V118H47ZM67 119V118H66ZM131 119V121L129 122V120ZM150 119H149V121H150ZM205 119V118H204ZM208 119V118H207ZM219 119V118H218ZM217 119V120H218ZM236 119V118H235ZM1 120V119H0ZM4 120V119H3ZM6 120V119H5ZM7 120H8V118H7ZM16 120V119H15ZM23 120H24V118H23ZM26 120V119H25ZM29 120V119H28ZM58 120H60V119H58ZM76 120H77V118H75V120H73L74 121V124H77V123H75L76 122ZM79 120V119H78ZM96 120V119H95ZM106 120V121H105ZM140 120V119H139ZM153 120V119H152ZM168 120V119H167ZM199 120V119H198ZM220 120V119H219ZM9 121V120H8ZM11 121V120H10ZM21 121V120H20ZM27 121V120H26ZM25 121V122H26ZM160 121V120H159ZM205 121V120H204ZM210 121V120H209ZM213 121V120H212ZM211 121V122H212ZM4 122V121H3ZM15 122V121H14ZM17 122V121H16ZM31 122V121H30ZM55 121H53V123H54ZM69 122V121H68ZM78 122V121H77ZM96 122H98V121H96ZM143 122H146V124H145V126L143 125ZM167 122V121H166ZM170 122V121H169ZM172 122V121H171ZM206 122H207V120H206ZM205 122V123H206ZM218 122V121H217ZM0 123H2V121L0 122ZM6 123V122H5ZM24 123V122H23ZM23 123H19L18 124V126H20V124H23ZM53 123H50V128H52V129H54L55 128V124L54 125H52ZM56 123V122H55ZM58 123V122H57ZM56 123V124H57ZM95 123V122H94ZM155 124H158V123H156V122H154ZM262 123V122H261ZM261 123H259L260 125H261ZM3 124V123H2ZM10 125H11V122L9 123ZM27 124V123H26ZM33 124V123H32ZM32 124H29L30 125V127H32L33 125ZM36 126L38 125V124H36V123H34ZM40 124V123H39ZM46 124V123H45ZM67 124V123H66ZM65 124V125H66ZM73 124V125H74ZM90 124V123H89ZM151 124V123H150ZM149 124V125H150ZM165 124V123H164ZM13 125V124H12ZM17 125V124H16ZM32 125V126H31ZM34 125V126H35ZM58 125V124H57ZM148 125V126H149ZM160 125V124H159ZM158 125V126H159ZM162 125V124H161ZM161 125H160V127H161ZM166 125V124H165ZM167 125H168V123H167ZM172 125V124H171ZM173 125H174V123H173ZM264 125V124H263ZM1 126V125H0ZM2 126H4V125H2ZM13 126H15V125H13ZM13 126L11 127V128H13ZM17 126V127H18ZM22 126H25L24 124L22 125ZM21 126V127H22ZM26 126H28V125H26ZM51 126H53V127H51ZM59 126V125H58ZM57 126V127H58ZM60 126H61V124H60ZM75 126H78V124L77 125H75ZM74 126V127H75ZM91 126V125H90ZM158 126H157V128H158ZM170 126V125H169ZM7 127V126H6ZM10 127V126H9ZM8 127V128H9ZM29 127V128H30ZM42 127V126H41ZM62 127V126H61ZM71 128H72V126H70ZM73 127V130L75 129ZM97 127V128H96ZM151 127V126H150ZM178 127V126H177ZM18 128H20V127H18ZM17 128V129H18ZM66 128H68V127H66ZM83 128V127H82ZM81 128V129H82ZM86 128V127H85ZM84 128V129H85ZM147 128V127H146ZM145 128V129H146ZM153 128V127H152ZM171 128V127H170ZM173 129L175 128V127H172ZM199 128V127H198ZM21 129V128H20ZM25 129H26V127H25ZM28 129V128H27ZM31 129H34V128H31ZM36 129H38V130H40L41 131V129L38 127V128H36ZM48 129H49V126H48ZM51 129V131L54 133V132H56L57 130H59V133L60 132H62V129H60V128H55V129H57V130H52ZM78 129H80V128H78ZM80 129V130H81ZM116 129V128H115ZM121 129V130H122ZM144 129V130H145ZM165 129V128H164ZM211 129V128H210ZM13 129H10V131H12ZM19 130V129H18ZM71 130V129H70ZM70 130H68L67 129V133H68V131H70ZM175 130V129H174ZM206 130V129H205ZM204 130V131H205ZM218 130H219V128H218ZM218 130H217V132H218ZM6 131V130H5ZM4 131V132H5ZM19 131H21V130H19ZM24 131V130H23ZM29 131H30V129H29ZM50 131V130H49ZM72 131V130H71ZM79 131V130H78ZM78 131H77V133H78ZM117 131V132H118ZM123 131H124V129H123ZM146 131H149V127H148V130H146ZM157 131V130H156ZM155 131V132H156ZM171 131H173V130H171ZM204 131H201V132H204ZM210 131H212V130H210ZM214 131V130H213ZM9 132V131H8ZM7 132V133H8ZM18 132V131H17ZM58 132V131H57ZM73 132V131H72ZM76 132V131H75ZM73 133L74 135L75 134H77V133ZM81 132V131H80ZM80 132H79V134H80ZM107 132V133H106ZM117 132L115 133V135L117 134ZM125 133L126 132H128L127 130H126V128H125V131H124ZM200 132V133H201ZM215 132V131H214ZM7 133L5 134L6 136H8L7 135ZM31 133V132H30ZM32 133H34L33 131H32ZM40 133V132H39ZM52 133V134H53ZM59 133H58V135H59ZM66 133V134H67ZM71 133V132H70ZM86 133V132H85ZM84 133V134H85ZM96 133V134H95ZM103 133V134H102ZM125 133L123 134V135H125ZM152 134H153V131L151 132ZM170 133V132H169ZM175 133H177V132H175ZM175 133H174V135H175ZM199 133V134H200ZM204 133H206V132H204ZM9 134V133H8ZM13 134V133H12ZM11 133H10V138H11V136H14V134L12 135ZM35 134H36V132H35ZM35 134H32V135H30V136H34ZM49 134H51V132H49ZM55 134L56 133H54V137H57V136H55ZM69 134V133H68ZM127 134V133H126ZM136 134V133H135ZM135 134L134 135H131V136H135ZM151 134V135H152ZM171 135H172V133H170ZM169 134V135H170ZM178 134V133H177ZM176 134V135H177ZM210 134H211V132H210ZM213 134V133H212ZM218 134V133H217ZM36 135H38V134H36ZM40 135H42L41 133H40ZM57 135V134H56ZM73 135V136H74ZM85 135H87V133L85 134ZM89 135V136H90ZM128 135V134H127ZM144 133L141 135V136H143L144 137ZM204 135V134H203ZM207 135H209V133L207 134ZM214 135H216L215 133H214ZM1 136V135H0ZM20 136V135H19ZM19 136H18V138H19ZM25 136V135H24ZM28 136V135H27ZM43 137H44V135H42ZM52 136V135H51ZM77 136V135H76ZM79 136H81V135H79ZM79 136H77L78 138V140L80 139V137ZM88 136V135H87ZM99 136V135H98ZM105 136V137H104ZM154 136H156V135H154ZM166 136V135H165ZM196 136H197V134H196ZM200 136V135H199ZM210 136V135H209ZM261 136V135H260ZM263 136V135H262ZM53 137V138H54ZM75 137V136H74ZM102 137V136H101ZM100 137V139H102ZM109 138H110V136H108ZM116 137V136H115ZM120 137V136H119ZM118 137V138H119ZM128 137V139H130V138H133V137H130V135L129 136H127ZM126 136H121V138L123 139H125V138H127ZM145 137H146V135H145ZM157 137V136H156ZM204 137V136H203ZM202 137V138H203ZM208 137V136H207ZM218 137H219V134H218ZM216 138V137H213L212 136V139H220V138ZM222 137V136H221ZM239 137V136H238ZM238 137L236 138V139H238ZM9 138V137H8ZM17 138V139H18ZM26 138V137H25ZM27 138H29V137H27ZM35 138V137H34ZM34 138H32L33 140H34ZM38 138V137H37ZM58 138V137H57ZM84 138H85V136H84ZM87 138V137H86ZM94 138V137H93ZM95 138V139H96ZM108 138V139H109ZM113 138H114V136H113ZM112 138V139H113ZM135 138V137H134ZM159 138V137H158ZM171 138V137H170ZM175 138H177V137H175ZM195 138V137H194ZM198 138V137H197ZM206 138V137H205ZM205 138H203V139H205ZM210 138V137H209ZM0 139H1V137H0ZM23 139V138H22ZM52 139V138H51ZM69 139V138H68ZM67 139V140H68ZM99 139V138H98ZM100 139H99V141H100ZM103 139V140H104ZM111 139V138H110ZM117 139V138H116ZM115 139V140H116ZM120 139V138H119ZM127 139V141H130V140H128ZM151 139V138H150ZM162 139H163V136H162ZM166 139V138H165ZM199 139V138H198ZM198 139H197V141H198ZM243 139V138H242ZM247 139H250V138H247ZM21 140V139H20ZM29 140H30V138H29ZM37 140V139H36ZM40 140V139H39ZM52 140H54V142H55V138L54 139H52ZM66 139H64V142H66L65 141ZM71 139H69V141H70ZM74 140V139H73ZM73 140H71L70 141V143H72V141ZM75 140H76V138H75ZM87 140H89V139H87ZM86 140V141H87ZM114 140V139H113ZM118 140V139H117ZM141 140H142V138H141ZM160 141H162L161 140V138L159 139ZM173 140H174V138H173ZM195 140V139H194ZM201 140V139H200ZM200 140H199V142H200ZM206 140H209V139H207L206 138ZM220 140H222V138L220 139ZM219 140V141H220ZM234 140V139H233ZM263 140V139H262ZM24 141V140H23ZM27 141V140H26ZM41 142H42V140H40ZM77 141V140H76ZM98 141V140H97ZM119 141V140H118ZM121 142H123L122 140H120ZM154 141V140H153ZM163 141H165V140H163ZM167 142H169L168 140H166ZM170 141H172L171 139H170ZM224 140H222V142H223ZM240 141V140H239ZM239 141H237L236 140V142H238L239 143ZM28 142V141H27ZM26 142V143H27ZM30 142V141H29ZM39 142V141H38ZM53 142V141H52ZM88 142V141H87ZM94 142V141H93ZM106 142H107V139H106ZM115 142V141H114ZM148 142V141H147ZM177 142V141H176ZM199 142H197V143H199ZM241 142V141H240ZM256 142H258V141H256ZM63 143V142H62ZM69 143V142H68ZM69 143V144H70ZM84 143V142H83ZM96 143V142H95ZM98 143V142H97ZM171 143V142H170ZM262 143V142H261ZM30 144V143H29ZM29 144H27V145H29ZM38 144V143H37ZM41 144V143H40ZM68 144V145H69ZM72 144H74V142L72 143ZM71 144V145H72ZM79 144L80 143H78L77 142V144L76 145H78V147H79ZM88 144H89V142H88ZM120 143L119 142H116L115 143V145H113V144H111V146L110 145H108V146H110V147H112L113 148V150L111 151V149H109L108 148V150L106 149H104V148H102L103 146H101V145H99L98 144V146L99 147H101V148H99V149H97L98 147L96 146L95 147V145H93L94 146V148L92 147V148H90V150L93 152V151H96V154H98V155H94V153L95 152H93V155L95 156H93L92 155V157L94 158H90V160H94L95 162V167H100V168H98V169H100V170H102V169H104V171L106 170V172H103L104 173V177H106L105 178V180L106 179H110V181L111 180H113L114 181V184L118 181V183H119V180L117 179V178H119V179H121L120 178V176L118 175V174H120V175H123L121 172H122V170H124V168H126L127 169V171L129 170L130 171V173L133 171H135L134 169H136V171L138 170V168H140L139 166L140 165H142V163H143V161H147L149 158H152V157H149V156H151L152 154H151V151L147 148V147H145L146 146V144L144 143V145H143V143H141L140 145L139 144H137V147H134V148H126V146H124V147H119L120 145H119ZM219 144V143H218ZM242 144H243V140H242ZM252 144V143H251ZM22 145H26L25 143L24 144H22ZM33 145V144H32ZM43 145V144H42ZM75 145V144H74ZM76 145H75V147H76ZM90 145V144H89ZM88 145V146H89ZM119 145V146H118ZM143 145V146H142ZM206 145V144H205ZM238 145H241V143L240 144H238ZM243 145H245V144H243ZM257 144H255V146H256ZM258 145H259V147H258ZM256 147H258L259 149L261 148L260 146H261V144H258ZM21 146V145H20ZM51 146H52V143H51ZM59 146H61V145H59ZM63 146H67V143H66V145L65 144H63ZM63 146H61V148L63 147ZM81 147H82V144L80 145ZM91 146V145H90ZM89 146V147H90ZM155 147H157L156 145H154ZM154 146H152L153 148H155ZM212 146V145H211ZM219 146H220V144H219ZM247 146H249V143H248V145ZM246 146V147H247ZM252 146V145H251ZM250 146V149H251V151L254 149V148H252ZM262 146H263V144H262ZM27 147V146H26ZM41 147V146H40ZM73 147V146H72ZM145 147V148H144ZM199 147V146H198ZM197 147V148H198ZM204 147V146H203ZM206 147H208V146H206ZM221 147V146H220ZM242 147V146H241ZM245 147V146H244ZM254 147V146H253ZM255 147V148H256ZM7 148V147H6ZM19 148H21V147H19ZM50 148V147H49ZM60 148V149H61ZM65 148V147H64ZM117 148V149H116ZM175 148H177V147H175ZM195 149H196V147H194ZM222 148V147H221ZM238 149H239V147H237ZM258 148L256 149V152H257V150H258ZM263 148H264V146H263ZM22 149V148H21ZM27 149H29V148H27ZM51 149V148H50ZM48 150V151H51V150ZM59 149V148H58ZM78 149H80V148H78ZM94 149V150H93ZM95 149H97V150H95ZM104 149V150H103ZM157 150H160V148L158 149V148H156ZM164 149H167V148H164ZM178 149V148H177ZM177 149H176V152H177ZM199 149V148H198ZM197 149V150H198ZM201 149V148H200ZM200 149L198 150V151H200ZM206 149V148H205ZM247 149V148H246ZM245 149V150H246ZM262 149V148H261ZM18 150V151H17ZM16 151H17V153L19 152V150L20 149H17ZM25 150V152H26V149H24ZM62 151L64 150L63 148L61 149ZM60 150V151H61ZM84 150V149H83ZM86 150V149H85ZM169 149H167V151H168ZM202 150V149H201ZM208 150V149H207ZM217 150V149H216ZM235 150H237V149H235ZM264 150V149H263ZM263 150L261 151L262 153H263ZM8 151V150H7ZM32 152L33 150H30L29 149V152ZM56 151H57V149H56ZM111 151V152H110ZM119 151H122V152H119ZM156 151V150H155ZM155 151H154V153H155ZM192 151H194L193 150V148H192ZM205 151V150H204ZM210 151H212V149H210ZM209 151V152H210ZM214 151V150H213ZM2 152V151H1ZM24 152V151H23ZM24 152V153H25ZM29 152H27V153H29ZM58 152V151H57ZM79 152L81 153V149L79 150ZM83 152V151H82ZM85 152H87V151H85ZM98 152V153H97ZM100 152V153H99ZM101 152H102V154L103 153H106V152H110V157L107 155V157L105 156V158L107 159V158H110V160L108 161L107 160V163H106V159L105 158H103V156H102V154H101ZM153 152V151H152ZM163 152H165L164 150H163ZM174 152V151H173ZM195 152H196V150H195ZM195 152H193V154H195ZM208 151H207V153H209ZM247 152V151H246ZM254 152H255V149H254ZM16 153V154H17ZM26 153V154H27ZM48 154L47 155H49L50 153L49 152H47ZM56 153V152H55ZM61 153L62 152H60V156H61ZM79 153V154H80ZM118 153H123L122 155V158L120 159V155H119V157L117 158V157H112V155L114 156V155H117ZM124 153H125V156H124ZM157 153V152H156ZM161 153V152H160ZM166 153H169V151L168 152H166ZM204 153V152H203ZM261 153V154H262ZM30 154V153H29ZM31 154H33V152L31 153ZM30 154V155H31ZM65 154V153H64ZM64 154H62V155H64ZM72 154H75V153H72ZM77 154V153H76ZM86 154V153H85ZM100 154V155H99ZM151 154V155H150ZM206 154V153H205ZM259 154H260V152H259ZM18 155H19V153H18ZM18 155H17V157H18ZM87 155V154H86ZM104 155V154H103ZM157 155V154H156ZM169 155V154H168ZM196 155V154H195ZM194 155V156H195ZM211 155V154H210ZM209 155V156H210ZM255 156H256V154H254ZM263 155H264V153H263ZM22 157L24 156L23 154L21 155ZM27 155H25L24 157H26ZM29 156V155H28ZM50 156V155H49ZM49 156H48V158H49ZM60 156H58V157H56L57 158V160H58V158H59V160H60V158L62 157H60ZM77 156H78V154H77ZM81 156V155H80ZM96 156H98V157H96ZM101 158H100V157ZM153 156V155H152ZM155 156V155H154ZM160 156H162L161 154H160ZM191 156H193V155H191ZM193 156V157H194ZM197 156V155H196ZM257 156H259V155H257ZM20 157V156H19ZM79 157V156H78ZM85 157V156H84ZM112 157V158H111ZM157 157H158V155H157ZM176 158H177V156H175ZM31 158H33V157H31ZM47 158V160L46 161H50L49 159ZM74 158H75V156H74ZM162 158H164V157H161V158H159V160H161ZM214 158H216L215 156H214ZM218 158V157H217ZM19 159H21V158H19ZM33 159H35V158H33ZM33 159H32V164L31 163H29V159L26 161V163H29L28 165L27 164H25L24 162H22L23 160H25V158L22 160V161H19V162H22V163H24L25 164V166H27L26 168H29V171L31 170L30 169V167H31V165H33V167L32 168H34V167H38V166H35V164H33V163H36L37 161L36 160H34L33 161ZM51 159V158H50ZM61 159H63V158H61ZM76 159V158H75ZM80 159V157L78 158V160ZM101 159H105V162H103V160L101 161ZM153 159V158H152ZM152 159H150V161H152ZM193 159V158H192ZM194 159H196V158H194ZM31 160V159H30ZM57 160H55V161H57ZM69 160H71L70 158H69ZM92 160V161H93ZM158 160V159H157ZM173 160H174V158H173ZM220 160V159H219ZM36 161V162H35ZM72 161H73V159H72ZM71 161V163H73ZM150 161H149V164H150ZM156 161V160H155ZM155 161H153V162H155ZM167 161V160H166ZM171 161V160H170ZM215 161L216 160H214L213 161V163H215ZM6 161H4V163H5ZM58 162V161H57ZM59 162H61V161H59ZM75 162L77 163L78 161H74V164H75ZM88 162H89V160H88ZM102 162H103V164H102ZM109 162V163H108ZM153 162H151V163H153ZM172 162V161H171ZM211 162V161H210ZM217 162V161H216ZM1 163V162H0ZM49 163V162H48ZM91 163V162H90ZM89 163V164H90ZM101 165H100V164ZM145 163V162H144ZM146 163H148V162H146ZM159 163V162H158ZM161 163V162H160ZM191 163H192V161H191ZM31 164V165H30ZM70 164V163H69ZM68 164V165H69ZM78 164H80V163H78ZM88 164V163H87ZM98 164L100 165V166H98ZM107 164V165H106ZM156 164V163H155ZM207 164V163H206ZM210 165H212V163H209ZM216 164V163H215ZM8 165V164H7ZM21 166H23L22 164H20ZM30 165V166H29ZM37 165H40V163L39 162H37ZM49 164H47V166H48ZM54 165V164H53ZM55 165H56V163H55ZM76 165V164H75ZM92 165V164H91ZM94 165V164H93ZM103 165V167L101 168V166ZM106 165V166H105ZM147 165V164H146ZM163 165V164H162ZM166 165H169L170 166V164H166ZM8 166H10V165H8ZM25 166H24V170H23V168H21V172H22V170H23V172L24 173H27V172H25V170H27L28 171V169H26L25 168ZM66 166V165H65ZM70 166H72V164H70ZM105 166V167H104ZM145 166V165H144ZM143 166V167H144ZM149 166V165H148ZM153 166H155V165H153ZM175 166V165H174ZM173 166V167H174ZM208 166V165H207ZM214 166V165H213ZM11 167V166H10ZM10 167H7L6 166V164L4 165L3 164V166L1 165L0 166V170L1 171H3V172H5L6 170L4 169V168H9L10 169ZM54 167V166H53ZM64 167V166H63ZM62 167V168H63ZM77 167V166H76ZM92 167H94V166H92ZM138 167V168H137ZM157 166H155V168H156ZM171 167V166H170ZM261 167V166H260ZM55 168V167H54ZM68 168V170H69V166L67 167ZM71 168V167H70ZM75 168V167H74ZM73 167H72V169H74ZM145 168V167H144ZM208 168V167H207ZM222 168V167H221ZM12 169H13V171H9V170H7L6 171V173L8 172L9 174H10V172H12L10 175H13L14 176V178L15 179H13V180H10V181H8V180H6L5 179V177H2V178H0V189L1 188H7L8 187V189L7 190H5V189H1L0 190V195H2V196H4V197H6L7 198V200H4V199H2L1 200V198H0V207H1V205H2V209H6V210H8V212H12V213H14V214H16V213H18V211H19V214L20 215H23V214H25L26 212H25V209H28L27 208V206L21 201V199H20V196H22L24 193H26V191L25 190H27V192H33V191H35L34 189H36L37 187H35L34 188V186L36 185V186H38L39 184H40V182L41 181H38L39 179L40 180H42L43 179V176H45L44 174L43 175H41V173H40V175H39V177L41 176L42 178H39L38 177V172H36V171H34V169H32L33 170V172L32 171H30L29 173H31V174H29L30 175V178L32 177V176H35L34 178H38V180L37 179H32L31 178V180L33 181V180H37L36 181V183H38V185L36 184V183H34L33 184V182H31L30 180H28V179H26L25 177V181H23V182H21L20 181V174H19V168L18 167H12ZM64 170H66V168L64 167L63 168ZM125 169V170H126ZM176 169V168H175ZM192 169V168H191ZM227 169V168H226ZM234 169V168H233ZM35 170H37V171H39V170H41V168L39 169V167H38V169L37 168H35ZM62 171L61 170V173L63 172H65V171ZM76 170V169H75ZM100 170H97V171H100ZM132 170V171H131ZM169 170V169H168ZM167 170V171H168ZM197 170V169H196ZM209 170V169H208ZM211 170H212V168H211ZM213 170H214V168H213ZM216 170V169H215ZM259 170V169H258ZM67 171V170H66ZM71 171V170H70ZM77 171V170H76ZM75 171V172H76ZM87 171H88V169H87ZM86 170L83 172V174L84 173H86L87 172ZM91 170H89V172H90ZM93 171H95V170H93ZM92 171V172H93ZM103 171V170H102ZM128 171V172H129ZM138 171H141V169H139ZM137 171V172H138ZM143 171V170H142ZM142 171L140 172V174H142L143 176H145L146 177V175H148V174H146L145 172H144V174L142 173ZM150 171V170H149ZM157 170H155V172H156ZM224 171V170H223ZM228 171H229V169H228ZM231 171V170H230ZM34 172H36V173H34ZM53 172H54V170H53ZM73 172H74V170H73ZM151 172V171H150ZM149 172V173H150ZM153 172V171H152ZM226 172V171H225ZM224 172V173H225ZM261 172V171H260ZM23 173V176H25L26 174H24ZM33 173H34V175H33ZM66 173L67 172H65L64 173V175L66 176ZM91 173V172H90ZM95 173V172H94ZM93 173V174H94ZM102 173V172H101ZM100 173V174H101ZM123 173H125V171L123 172ZM130 173H128V175H130ZM159 173H161V172H159ZM168 173V172H167ZM175 173H176V170H175ZM247 173V172H246ZM261 173H263V171L261 172ZM71 174V173H70ZM86 174H88L89 175V173H86ZM85 174V175H86ZM92 174V173H91ZM93 174H92V176L91 175H89V177H93ZM98 174V173H97ZM125 174H127V173H125ZM139 174V173H138ZM139 174V175H140ZM146 174V175H145ZM222 174V173H221ZM233 174V173H232ZM21 175H22V173H21ZM32 175V176H31ZM59 175V174H58ZM58 175H57V177H58ZM99 175V174H98ZM127 175V176H128ZM132 175V174H131ZM135 175V174H134ZM142 175H140V176H142ZM150 175H152V173H150ZM154 175H155V173H154ZM163 175H164V173H163ZM177 175V174H176ZM235 175V174H234ZM258 175H262V174H259L258 173ZM63 175H61V177H62ZM64 176V177H65ZM67 176H69V178H70V175H69V171H68V174H67ZM67 176H66V178H67ZM84 176V175H83ZM83 176H81V177H83ZM96 176V175H95ZM101 176V175H100ZM103 176V175H102ZM136 176H137V174H136ZM142 176V177H143ZM158 176V175H157ZM167 176H168V174H167ZM218 176H220V175H218ZM224 176V175H223ZM230 176V175H229ZM60 177V178H61ZM88 177V178H89ZM138 177V176H137ZM145 177H143V179L145 178ZM148 177V176H147ZM152 177H153V175H152ZM158 177H160V175L158 176ZM165 177V176H164ZM226 177V176H225ZM248 177H249V175H248ZM256 177V176H255ZM255 177H253L254 179H255ZM261 177V176H260ZM263 177H264V175H263ZM45 178V177H44ZM63 178V177H62ZM61 178V179H62ZM150 178H151V176H150ZM218 178H220V177H218ZM217 178V179H218ZM231 178V177H230ZM252 178V179H253ZM59 179V178H58ZM78 179H80V178H78ZM127 179V178H126ZM130 179V178H129ZM132 180L134 179L135 181L137 180V178L135 179V178H131ZM142 178H139L138 177V180H141ZM201 179V178H200ZM206 179V178H205ZM251 179V178H250ZM44 181H45V179H43ZM62 180H64V178L62 179ZM122 180V179H121ZM124 180H125V178H124ZM124 180H122L121 181V183L122 182H124ZM230 180V179H229ZM232 180V179H231ZM43 181V184H42V182H41V184H40V189L38 188V190L36 189V191L37 192H39L40 190H41V188L44 186L45 187V185H44V183L46 184V181L44 182ZM58 181H60V180H58ZM65 182L67 181V180H64ZM63 181V182H64ZM101 181V180H100ZM109 181V180H108ZM108 181H103L104 182V185L106 186V188H108ZM165 181H167V180H165ZM203 181V180H202ZM204 181H206V180H204ZM252 181V180H251ZM99 182V181H98ZM112 182V181H111ZM141 182V181H140ZM143 182V181H142ZM196 182V181H195ZM199 182H201V181H199ZM60 183H62V182H60ZM94 183V182H93ZM117 183V186H120L119 184ZM129 183V182H128ZM137 183V182H136ZM159 183H161V182H159ZM166 182H164L163 183V185L165 186L166 184H165ZM206 183V182H205ZM204 183V184H205ZM34 186H33V185ZM84 184V183H83ZM143 184H144V182H143ZM169 184H171V183H169ZM176 184V183H175ZM43 185V186H42ZM61 185V184H60ZM82 185V184H81ZM84 185H87V184H84ZM93 185V184H92ZM101 185L102 186H104L103 185V183H102V181H101ZM100 185V186H101ZM111 185V184H110ZM127 185H129L130 186V184H127ZM126 185V186H127ZM136 185V184H135ZM148 185V184H147ZM151 185V184H150ZM150 185L148 186V187H150ZM62 187H63V185H61ZM80 186V185H79ZM83 186V185H82ZM81 186V187H82ZM88 187L90 186V184L88 183V185H87ZM97 186V188L99 187L98 185H96ZM104 186V187H105ZM122 186H124V185H122ZM144 186H146V185H144ZM154 185H152V187H153ZM156 186V185H155ZM160 186V185H159ZM47 187H48V185H47ZM74 187V186H73ZM73 187L71 188V192L73 191L72 189H73ZM75 187H77V186H75ZM92 189H93V192L95 191V190H97L96 188H93V187H95V185H93V186H90ZM110 187V186H109ZM135 187H137V186H135ZM147 187V186H146ZM145 187V188H146ZM147 187V188H148ZM162 187V186H161ZM50 188V187H49ZM86 188V187H85ZM114 188H116L115 186H114ZM118 188V187H117ZM116 188V189H117ZM120 188H121V186H120ZM119 188V189H120ZM140 188H142V183H141V187ZM163 188V187H162ZM173 188V187H172ZM43 189V188H42ZM45 189V188H44ZM67 189V188H66ZM84 189V188H83ZM95 189V190H94ZM118 189V190H119ZM126 189V188H125ZM155 189H156V187H155ZM171 189V188H170ZM176 189V188H175ZM3 190V191H2ZM49 190V189H48ZM51 190V189H50ZM77 190V189H76ZM79 190H81V191H79ZM90 189L88 188V190L87 191H89ZM99 190V189H98ZM101 190V189H100ZM102 190H105L104 188H102ZM122 190H124V188H122ZM122 190H120V192L122 191ZM142 190V189H141ZM42 191V190H41ZM67 191V190H66ZM79 191V192H78ZM85 191V194H86V189L84 190ZM91 191V190H90ZM89 191V192H90ZM107 189L105 190V191H103L104 193L103 194H108V193H110V192H108L107 193ZM124 191H126V190H124ZM129 191V190H128ZM148 191V190H147ZM152 191V190H151ZM157 191V190H156ZM159 191V190H158ZM165 191V190H164ZM44 192V191H43ZM45 192H46V190H45ZM74 192H75V190H74ZM73 192V193H74ZM76 192H78V194H75ZM74 194L75 195H80L79 193H82L83 192V190L82 189H78L77 191H76ZM92 192V193H93ZM98 191H95L94 193H97ZM111 192H112V190H111ZM130 192V191H129ZM173 192H174V189H173ZM47 193V192H46ZM46 193H44V194H46ZM64 193V192H63ZM70 193V192H69ZM69 193H67L68 195H70ZM102 193V192H101ZM117 193V192H116ZM119 193V192H118ZM141 193V192H140ZM144 194H145V192H143ZM149 193V192H148ZM155 194H156V192H154ZM153 193V194H154ZM159 193V192H158ZM160 193H161V191H160ZM48 194V196L50 197V194H51V196L53 195L51 192H50V194L49 193H47ZM46 194V195H47ZM85 194H84V196H85ZM89 194V193H88ZM151 194V193H150ZM152 194V195H153ZM174 194V193H173ZM197 194H199V193H197ZM201 194V193H200ZM38 195L40 196V194L38 193ZM68 195H66V197L68 196ZM93 195V194H92ZM110 195H111V193H110ZM109 195V196H110ZM123 195H125L126 196V194L124 193ZM132 195V194H131ZM129 196V197H133V195L132 196ZM193 195V194H192ZM195 195V194H194ZM54 196V195H53ZM52 196V198H54ZM72 194H71V199L70 200H72ZM83 196V195H82ZM83 196V197H84ZM91 196V195H90ZM89 196V197H90ZM95 196V195H94ZM94 196L92 197H90V198H92L91 200H92V202H96V199L94 198ZM99 196V195H98ZM106 196V195H105ZM108 196V195H107ZM147 196H149V195H147ZM151 196V195H150ZM44 197H47V196H44ZM69 197V196H68ZM67 197V198H68ZM69 197V198H70ZM74 197V196H73ZM77 197V196H76ZM76 197H74V198H76ZM113 197H115L116 198V196H112V198ZM128 197V198H129ZM153 197V196H152ZM37 198H38V196H37ZM41 198V197H40ZM64 198V197H63ZM77 198H82L81 197V195H80V197H77ZM89 198V199H90ZM99 198V197H98ZM97 198V199H98ZM100 198H101V196H100ZM106 198V197H105ZM115 198L114 199H112V200H115ZM124 197H122L121 199H123ZM36 199V198H35ZM55 199V198H54ZM106 199H109V198H106ZM121 199H120V201L119 202H117V203H119V205L116 203V202H114V203H116V204H113V202H112V204H110V205H113V206H117L118 208H119V210L121 209V211H122V208H123V210L125 211V209H128L129 207H131L133 204H130L131 206H127V207H125V209H124V207H121L122 205H120V203H121ZM149 199H151V197L149 198ZM36 200H38V199H36ZM65 200V199H64ZM69 200V199H68ZM111 200V199H110ZM111 200V201H112ZM63 201V200H62ZM104 201V200H103ZM109 201V200H108ZM107 201V202H108ZM117 201V200H116ZM126 201H127V199H126ZM130 201V200H129ZM128 201V202H129ZM132 201V200H131ZM9 202V203H8ZM45 202V201H44ZM70 201H68V203H69ZM105 202H106V200H105ZM110 202V201H109ZM62 203V202H61ZM103 202H101L100 204H102ZM130 203V202H129ZM137 203H138V200H137ZM140 203H142V202H140ZM45 204V203H44ZM109 204V203H108ZM108 204L106 205V206H108ZM123 204V203H122ZM124 204H125V202H124ZM127 204V203H126ZM125 204V205H126ZM59 205V204H58ZM105 204H103V206H104ZM108 206V207H111V206ZM138 205H140V204H138ZM167 205H168V203H167ZM46 206V205H45ZM44 206V207H45ZM76 206H78V205H76ZM101 206V205H100ZM99 206V207H100ZM124 206V205H123ZM137 206V205H136ZM170 206V205H169ZM41 207H42V205H41ZM40 207V205H39V208L40 209H38V210H40V212H46L47 210L49 211L50 209H48V208H46L45 207V209H44V207L43 208H41ZM81 207H83V204H82V206ZM80 207V208H81ZM90 207V206H89ZM98 207V206H97ZM134 207V206H133ZM138 207V206H137ZM50 208V207H49ZM72 208V207H71ZM74 208H76L75 206H74ZM79 208V209H80ZM84 208H85V210L87 209V211H90L87 207H85V205H84ZM91 208V212H92V208L93 209H95L96 208V206H93V207H90ZM118 208H114L113 207V209H118ZM134 208H136V207H134ZM169 208V207H168ZM66 209V208H65ZM70 209V208H69ZM69 209H67L68 211H69ZM82 209V208H81ZM101 209H104L103 207L101 208ZM100 208H99V210H101ZM108 209V208H107ZM137 209V208H136ZM139 209V208H138ZM56 210V209H55ZM54 210V211H55ZM72 210V209H71ZM74 210V209H73ZM73 210H72V212H73ZM95 210H98L97 208L95 209ZM94 210V211H95ZM106 210V209H105ZM104 210V211H105ZM21 211V212H20ZM24 211V212H23ZM81 211H83V209L81 210ZM104 211H102V212H100V213H102L103 214V212ZM112 210H110V212H111ZM115 211V210H114ZM114 211H112V212H114ZM120 211V212H121ZM128 211H131L130 209H128ZM23 212V213H22ZM66 212V211H65ZM76 211L74 210V213H75ZM78 213H79V211H77ZM119 212V211H118ZM22 213V214H21ZM42 213V214H43ZM47 213V212H46ZM52 213H53V210H52ZM67 213H69V212H67ZM83 213V212H82ZM108 213V212H107ZM27 214H30V212L28 213L27 212ZM27 214H25L26 215V217H30V215H28L27 216ZM51 214V213H50ZM53 214H55V213H53ZM84 214V213H83ZM83 214H81L80 215V217H82L83 216ZM87 214H88V212H87ZM90 214H92V213H90ZM113 214V213H112ZM116 214V213H115ZM122 214H123V212H122ZM67 215V214H66ZM74 215V214H73ZM89 215V214H88ZM24 216V215H23ZM43 216H49V215H43ZM54 216V215H53ZM67 216H69L68 218H71L70 216V214L69 215H67ZM85 216V215H84ZM109 216H110V213H109ZM108 216V217H109ZM112 216V215H111ZM113 216L114 217H119L120 219L119 220H121V215L119 216V214L117 213L116 215H114L113 214ZM55 217V216H54ZM54 217H50L51 219H53L54 220ZM64 217L66 218V216H65V213H64ZM63 217V218H64ZM73 217V216H72ZM89 217V216H88ZM113 217V218H114ZM49 218V219H50ZM68 218H67V220L66 219H63V220H65V222H62V224L63 225H60L61 226V230H59V231H56V233H54V234H52V235H50L48 232H46V233H44V234H39V233H41V232H39L38 234H36V232H33L32 233V230L30 231L29 229H27V228H23V229H20V227L18 228V229H13L12 228V225H14V224H17V223H15V222H9V224L11 225L10 226V228H12V229H10V230H8L7 232H2V233H0V238H1V236H3L2 237V240L4 241V239L5 240H7V244L5 243V241L3 242V243H5L6 244V248H5V246H4V248L2 249V248H0V261H34V263H35V261H71V259H73V256L74 255H76V253L78 252V251H80L81 249L80 248H82V246H83V243L81 244V242H85V244H84V248H82V250L81 251H83V249H84V252L86 253H84L83 254V252H82V254L84 255L83 257H81L82 256V254H81V256L80 257H78L79 259L81 258V259H83L84 258V260H82V261H84L83 262V264H86L85 263V261H90V262H92V261H98V263H94V264H101V262L102 261H106L105 263H108L107 261L109 260L111 263L113 262V263H116L117 261H118V263L121 261V259L123 260L124 258H122L121 256L122 255H119L118 256V254H117V252H118V250H116L117 248H115L118 244H125V250H126V248H130L131 249V247L134 245V247L135 248H133V250H130V249H127L126 251L127 252H124L125 254H127V255H132L134 252L136 253V255H138L137 253H138V251L139 250H141V249H139V248H141L140 247V242L138 243V241L139 240H134V239H129V240H127L126 238V236H123V235H127V233H123V235H122V237L124 238H120V240H119V243H116V237L114 238L113 237V240H114V242H115V245H114V242H112V241H110V239H108V238H106V237H102V239H100V238H97L96 240L98 241V239L99 240H103L104 238L108 241H106L105 239H104V241H102L103 243L104 242H106V246H102V245H100V243H99V241H98V244H95V243H93L92 244V238L91 237H93V236H95L96 234H99V233H96L95 235H91V237L89 236V234H91V233H95L93 230H92V232H91V230L89 229V225L91 224H89V225H87L85 222L86 221H84L82 218V220L84 221V223L87 225L86 227H88L87 229H86V231H87V233H86V231L83 229L82 230V228H84L83 226L82 227H80V229L82 230V232L81 233H85L87 236H85L84 234H82V237H80L81 236V233H80V236H76L75 238H76V240L79 238V239H81L82 240V238L85 236V239H86V237L87 238H89V239H91L90 240V242H91V244H87L86 245V242L89 240V239H86V241H85V239L83 240V241H81V242H79L81 245V247L79 246V243H77L76 245H78L77 246V250L78 251H76L75 252V254L73 255V254H71L70 252H69V248H67V246L69 245V246H71L72 244L74 245L75 243L72 241V244H69V243H71V242H69V241H66L65 242V240L66 239H64V236L66 235L65 233H66V231L68 230L69 232H75L76 230L74 229V228H71V224L72 223H74V222H72V220H68ZM128 218H130V217H128ZM131 218H132V216H131ZM147 218V217H146ZM45 219H46V217H45ZM44 219V220H45ZM50 219V220H51ZM71 219H73V218H71ZM105 219L107 220V217H105ZM110 219V217L108 218V220ZM124 219V218H123ZM133 219V218H132ZM148 219V218H147ZM50 220H48V221H50ZM76 220V219H75ZM81 220V221H82ZM99 220V219H98ZM97 220V221H98ZM104 221L103 219L102 220H100V221H103L104 223H106L107 221ZM128 220V219H127ZM141 220V219H140ZM146 220V219H145ZM157 220V219H156ZM111 221H113V220H111ZM124 221V220H123ZM162 221V220H161ZM0 222H3V221H0ZM72 222V223H71ZM76 222V221H75ZM77 222H78V218H77ZM121 222H122V220H121ZM129 222H131L132 223V221H130L129 220ZM129 222H128V224H129ZM134 222V221H133ZM136 222V221H135ZM146 222V221H145ZM151 222H152V220H151ZM51 223H52V220H51ZM51 223L49 222L48 224L49 225H51ZM109 223H113V224H115L114 222H109ZM109 223H106V224H109ZM137 223V222H136ZM136 223H134V225L136 224ZM149 223H150V221H149ZM148 223V224H149ZM77 224V223H76ZM79 224V223H78ZM78 224H77V228L76 229H78ZM84 224V225H85ZM96 224H97V222H96ZM123 224V223H122ZM121 224V225H122ZM124 224H125V222H124ZM127 224V223H126ZM142 224V223H141ZM157 224V223H156ZM158 224H159V222H158ZM157 224V225H158ZM0 225H1V223H0ZM4 225L6 226L7 224H3L2 226L4 227ZM53 225H54V223H53ZM73 225V224H72ZM80 225V224H79ZM93 225H95V224H93ZM98 225H99V221H98ZM100 225H102V224H100ZM104 225V224H103ZM102 225V226H103ZM138 225V224H137ZM9 226V225H8ZM74 226V225H73ZM72 226V227H73ZM76 226V225H75ZM105 226V225H104ZM125 226V225H124ZM123 226V228H125L126 229V226L124 227ZM142 226V225H141ZM149 226H151V223L149 224ZM153 226V225H152ZM3 227H1L0 226V230H2L3 229ZM7 227V226H6ZM25 227V226H24ZM52 227V226H51ZM63 227V228H62ZM70 227V228H69ZM95 227V226H94ZM101 227V226H100ZM114 227H115V225H114ZM113 227V228H114ZM122 227V226H121ZM142 227H144V226H142ZM55 228V227H54ZM69 228V229H68ZM91 228V227H90ZM93 228V227H92ZM97 228V227H96ZM95 228V229H96ZM101 228H103V227H101ZM106 228H107V226L103 229V231L104 230H106ZM110 228V227H109ZM128 228H130V227H128ZM127 228V229H128ZM139 228V227H138ZM155 228V226L153 227V229ZM27 229V230H26ZM53 229V228H52ZM59 229V228H58ZM57 229V230H58ZM73 229H74V231H73ZM80 229H78V230H80ZM100 229V228H99ZM108 229V228H107ZM111 229V228H110ZM106 230V232L108 233L109 231H111V230ZM124 229V230H125ZM140 229H141V227H140ZM66 230V231H65ZM70 230H72V231H70ZM78 230H77V232L76 233H78ZM102 230V229H101ZM122 230V232L124 231L122 228L120 229V231ZM128 230H131V231H129V233L130 234H132L131 232L132 231H134V229H132V228H130V229H128ZM34 231V230H33ZM36 231V230H35ZM41 231V230H40ZM67 231V232H68ZM88 231H90V232H88ZM127 231V230H126ZM125 231V232H126ZM136 231V230H135ZM135 231H134V233H135ZM145 231V230H144ZM155 232H156V228H155V230H154ZM102 232V231H101ZM112 232V231H111ZM111 232H110V234H111ZM142 232V231H141ZM150 232V231H149ZM35 233V234H34ZM102 233H104V232H102ZM113 233V232H112ZM133 233V234H134ZM143 233V232H142ZM147 233L148 232H146V233H144L142 236L144 237L145 235H147ZM152 233H154V232H152ZM151 233V234H152ZM69 233H67V235H68ZM71 235H72V233H70ZM116 233H114L113 235H115ZM148 234H150V233H148ZM151 234H150V236H151ZM66 235V236H67ZM79 235V234H78ZM134 235H136V234H134ZM65 236V237H66ZM98 236V235H97ZM112 236V235H111ZM110 236V237H111ZM138 236V235H137ZM149 236V237H150ZM5 237V238H4ZM28 237H29V239H28ZM73 237V236H72ZM94 238H96V237H94ZM147 238V237H146ZM144 239V238H143ZM148 239H150V238H148ZM10 240V241H9ZM112 240V239H111ZM132 240V241H131ZM141 240V239H140ZM151 240H152V238L150 239V242H151ZM78 241H80V240H78ZM147 241V240H146ZM145 241V242H146ZM69 242V243H68ZM89 242V241H88ZM87 242V243H88ZM118 242V241H117ZM133 242V243H132ZM153 242V241H152ZM108 243H110V244H108ZM126 243L130 246V244H133V245H131L130 247L127 245L126 246ZM130 243V244H129ZM144 243V242H143ZM68 244V245H67ZM95 244V245H94ZM108 244V245H107ZM3 245V244H2ZM1 245V246H2ZM72 245V246H73ZM90 245H93V247L92 246H90ZM149 245V244H148ZM68 246V247H69ZM75 246V245H74ZM87 246H90V247H87ZM119 246V245H118ZM124 246V245H123ZM71 248V247H70ZM74 248V247H73ZM72 248V249H73ZM88 248H91L92 249V251L91 250H88ZM122 248V249H123ZM69 249V250H68ZM71 249V250H72ZM94 249V250H93ZM188 249V248H187ZM186 249V250H187ZM70 250V251H71ZM189 250H191V252L189 251ZM81 251L80 252H78V253H81ZM120 251V250H119ZM148 251V250H147ZM182 251H184V249L182 250ZM189 251V253H186V252H188ZM188 251H184L186 254H188V255H190V256H192V255H196L195 253H196V251L193 249H188ZM193 251V252H192ZM73 252V251H72ZM129 252V253H128ZM195 252V253H194ZM199 252V251H198ZM118 253H120V252H118ZM123 253V254H124ZM135 253H134V255H135ZM142 253V252H141ZM184 253V254H185ZM191 253H194V254H191ZM201 252H199V253H197L198 255L200 254ZM91 254H92V256H91ZM107 254H112V258L111 259H109V257H111V255L109 256V255H107ZM124 254V255H125ZM186 254L184 255V256H186ZM73 255V256H72ZM78 255V254H77ZM80 255V254H79ZM94 255V256H93ZM106 255L107 256H109V257H106ZM123 255V256H124ZM180 255V254H179ZM188 255H187V257H188ZM197 255V256H198ZM91 256V257H90ZM139 256V255H138ZM138 256H136V257H138ZM181 256V255H180ZM189 256V257H190ZM200 256H201V254H200ZM199 256V257H200ZM3 259H2V258ZM85 257L87 258V259H85ZM119 257H121V259L119 258ZM125 257V256H124ZM132 257V256H131ZM179 257V256H178ZM177 257V260L180 258H178ZM108 258V259H107ZM128 258V257H127ZM143 258V257H142ZM191 258H193V256L191 257ZM74 260L75 262H74V264H78V262L76 263V261H80V260ZM133 259H134V257H133ZM138 259V258H137ZM136 259V260H137ZM182 259V258H181ZM188 259H190V258H188ZM196 259H197V257H196ZM112 260V261H111ZM128 260V259H127ZM180 260V259H179ZM186 260H187V258H186ZM82 261H81V263H79V264H82ZM115 261V262H114ZM137 261H139V259L137 260ZM188 261V260H187ZM192 261V260H191ZM126 262V261H125ZM125 262H123L124 264H126ZM131 262V261H130ZM0 263H2V262H0ZM25 262H22V264H24ZM27 263V262H26ZM40 263V262H39ZM68 263V262H67ZM105 263H102V264H105ZM133 263V262H132ZM131 263V264H132ZM201 262H199V264H200ZM27 264H29V263H27ZM40 264H42V263H40ZM46 264V263H45ZM89 264V263H88ZM117 264V263H116ZM120 264V263H119ZM128 264V263H127Z\"/></svg>", "mask_w": 264, "mask_h": 264}]
</instances>
